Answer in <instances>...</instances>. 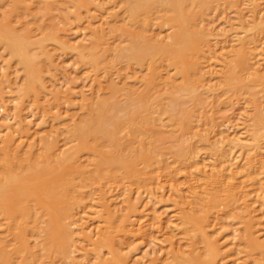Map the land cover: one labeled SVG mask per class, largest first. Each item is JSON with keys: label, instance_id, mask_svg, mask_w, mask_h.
<instances>
[{"label": "rangeland", "instance_id": "1", "mask_svg": "<svg viewBox=\"0 0 264 264\" xmlns=\"http://www.w3.org/2000/svg\"><path fill=\"white\" fill-rule=\"evenodd\" d=\"M19 1H21V0H19ZM22 1L20 3L22 6L21 5H20V7L18 6L19 8L17 9L16 8L17 6L14 4L15 3L14 1H12V0H0V11H2V12H0V18L2 19L3 22H5L4 23V29L5 30L7 29L6 26H5V24L7 22L6 19H8L9 22H11L13 20L10 23V25H13V27H14L13 29H15L18 33L19 32L21 33V32H24V31H29L30 30L29 33H31L32 36H33L31 38V41L34 42V44H35L31 48L30 52H31V54H32V52H34L35 54L38 52L37 57H36V60H37V63H38L37 65H38V67H40L39 69H41V73H39V74L41 75L40 77L43 80L42 82H43V84L45 86H41L42 88L40 87V89H42V90L39 89L40 92L38 94L35 91L34 92H32V91L29 92L28 91V94H27V93H24V90L23 91L20 90V89H24V86H23L24 84L23 83L25 82V79H26V73H25V71H23L24 70V65L21 62H19V59L17 57H14V58L11 57V52H10L9 49L6 48V45H5V44H7V42L4 41V40L1 41L0 42V65H2V66L0 68L1 69L0 70V79L2 78V75H4L3 78L1 79V81L4 80L3 83L5 85L4 84L3 85L6 87V88H4V94L2 96H0V143L2 141L1 145L3 146V144H4L3 141L5 142V140L7 138H9V136H11L12 133H14L15 135L13 134L11 138H14L15 137V140L16 141L18 140L17 142H19L20 147L23 149V151L24 150L27 151L28 149H33L34 148L33 150H34V155L36 154L35 156H37L38 154L41 156L42 152H39V150L42 151V149H43L42 148L43 141L45 139H48V138L49 139L51 138L53 140L52 141V140H49L48 139V141H50L49 143H56V144L59 145V146L58 145L55 146L54 150H60V149H62V151H63V148H64V149H69L70 150L69 152H72L75 149H77V147H78V144L77 143H80L81 142L80 136H77L78 134H80L79 133L80 132L79 131L80 130V126L87 119H89V118L90 119H93L92 117L95 118L96 114H98L97 111L99 109L100 110L99 115L102 117L103 126H105V128H106L107 131H113V128L112 127H115L114 123L115 124L119 123L117 125H120V127H123L124 129L121 128L122 131H119V133H117L115 136H112V137L107 136V138H108L107 139L106 136L104 137V136H101L100 135L99 130L101 128L100 127V124L101 123L99 124L95 119H94V122L92 120V124L94 123L93 124V127H92V124H91V132H90V134L85 139L86 145L84 146L85 149L83 150V153L85 155L83 153H80L79 155L82 156V158H83L82 160H84L85 162L88 161L91 164L95 163L98 160H100V161H115L116 166L117 165H120V166H117V167H119L120 173L123 174L125 177H127L125 179L123 178L120 181L118 180L117 182H116L115 179H114L115 181L114 180H108L107 182L104 181V183H107L108 184V185L106 184V186L103 185V186H97V187L93 186V188L91 187L92 189L90 188V190H92V191L95 188V190L93 191L94 193H92L93 196L91 195L89 198H86L80 204H74L77 208L75 206L74 207L73 206L71 207V209H70L71 212L69 211V213H68L70 215L67 214L68 216H66V218H65L66 219L65 220L66 223L71 224V226H72L71 227V231L72 232H73V230L75 231V232H73L74 233L73 241H71V244H74V246L72 245V247H71L72 248L71 249L72 251L70 250V253L68 252L69 254L67 253L64 257H63V255H59V256L56 255L57 257H55V255L54 256L53 255H50L49 256V254L44 253L42 251L43 254H41L42 253L41 252L40 253V256H38V257H40V259H38V257H37V259H35V257H34V259H33L34 261L33 260H31V261L34 262V264H38V263L39 264H56V263L57 264H71V263L72 264H77V263L78 264L79 263L80 264H89V263L90 264H113L111 262V259L113 257V255H112V252L113 251H116L117 253L124 254V255H127V256L129 254V256H128L129 257L128 258V263L129 264H133V263L135 264V262H136V264L137 263L138 264H151V263L152 264H164V263L165 264H178L182 260V258L185 257V255H186L185 258L186 259L187 258L189 259L190 256L191 257H198L199 255L204 254V252H205L204 257H206L205 255H206V253H208V248L206 247L207 246V242H206L205 237H204L206 235L202 236L200 234V232H199L198 229L197 230H198V233L199 234H197V231L194 230L195 227H196V224L193 221H187L188 219H195L196 218V215H199L200 216V215L203 214V212H202V214L200 213L201 212L200 210L202 209V211H203V209H204V203H205V198L204 197H208V195H209L207 191H209L210 194L211 193H213V194H219V193H217L215 191V188H216L217 185L216 186L209 185V187H208L207 186L208 184L206 183V179L205 178L206 177L208 178V176L210 175L209 173H211L212 171H217L218 170L217 168L220 169L221 166H222V164L224 163L225 158H228L229 159L230 156H231V158H230L231 161L234 162L233 167H238L239 166V169L244 170L242 167L244 166V164H246V162H248L249 155H251V157H254L255 156V153L254 152L257 150L256 148L253 149V152L252 151L251 152H248L247 151L249 149V147L251 145H254L255 143H256L255 146L257 145L256 147H259L264 152V145H263L264 144V129H262V124H260L258 122V119H256L257 117H259L258 115H263V117H264V112H262L264 110V90H263L264 89L263 88L264 87V85H263L264 84V76L261 77V75H264V72H263L264 71V66H263L264 65V50H263V48H264V31L262 30V28L260 26H258L256 24V22L259 21L260 19L261 20H264V0H241V1L240 0H237V1L236 0H229L230 3L227 2V1H225V0H223V2H222V0H221V1H215V2L211 3L209 6L206 7L207 10L206 9L204 10V15L201 16V18H198L197 20L198 21L201 20L200 23L202 25L200 24V27H202V29H204V30L206 29L207 30L206 32L208 34L210 33L207 36V38L211 35L210 38H208L209 48L208 47H205V48H208V49H206L207 52L209 50L211 52L209 51L207 53L208 54L207 58L206 57L203 58V60H202L203 63L201 61V65H203L202 66L203 68L201 67V76L193 75V76L190 77L189 80H192L193 79L192 81H190L191 82V86H192L190 88H192V89H190V88L188 90L186 89L187 92L179 84L182 81H185V79L183 80V77L181 75H179L178 71L175 70L174 65H172V64L170 65V63L168 62V59L166 57L160 58V61L158 60L159 63H160V66L162 65L161 68H163V70L165 71V72L163 71L161 73L162 75H164L163 78H162V80L160 79L161 77L159 76L160 78H158V81H156V79L153 78V82L148 81L149 76L151 75V73L153 71L152 68L151 69L149 68L150 67L149 64L146 63L147 66H144L146 64H144V65L141 66L139 64L137 65V63L132 62V61L131 62L129 61V63H128L127 60L125 61V58H124V60H123V58H121L124 53H127L126 50L129 47L127 45H130L129 44L131 42L130 40L133 39V38H135V37H133V33L132 32L126 31L123 28V26H122V24H123L122 21L124 19H126V20L128 19V17H126V14H125V10H124L125 7L123 6L124 4L122 3L123 0H121V1H118V0L117 1L116 0H111V1L110 0H103L102 2H101V0L100 1H97V0H93L92 1L91 0L90 2H92V3H90L89 5H87V2L88 1L86 2L85 0H82L83 2H80L81 0H77V1L76 0H25V1L22 0ZM9 2H11V3H13V5H15V9H16L15 12H13V9H14L13 5L11 3H9ZM98 2H100V3H98ZM219 2H220V4H219ZM238 2H239V5H238ZM4 3H5L6 6L4 5ZM102 4H104V5H102ZM2 5H3V8H2ZM11 5H12V8H11ZM236 5H238V6H236ZM256 7H257V9H256ZM35 8H36V10H35ZM89 9H91L92 11L95 10V11H93L94 13L91 10H89ZM238 10H240V11H238ZM110 12H112V13H110ZM103 14H105L104 16H107V17L101 16ZM109 14H111V15H109ZM205 14H206V16H205ZM118 15H120V16H118ZM257 15H259L260 17L257 16ZM5 16L8 17V18H5ZM3 17H4V19H3ZM102 17H103V19H102ZM155 17H156V15L155 16H152V19L147 20L146 19V15H145V17L143 15V16L140 17V20H139L140 22L138 21L139 24H137V28L138 27L140 28V32L138 31L139 33L138 32L137 33L139 35L141 34V36H143L142 39H144V40H142V41H144V43L147 44V46L145 44V47H147V51H146L147 53H152V50H151L152 49V46H150V45H152V44L155 45L156 43H162V42H159L160 40H165V42L167 41L166 43H170L169 38L172 37L171 34L173 33V29H172V27L170 25H168L166 23L163 26V24L161 22L163 20H161V18H159L161 20L160 21V20L156 19ZM203 17L205 19H202ZM107 18H108V20H107ZM243 18L245 20H243ZM112 19H115V24H113L114 22L113 23H110V24H107V26L104 24V27H105L104 29H106L104 31V33L106 35H108V36H106L105 45H103V47L104 46L105 47H108L110 50L108 52H106L107 54H105L103 56L102 60H100L98 63H96V62L95 63H92V62H90V60H85L80 55L79 50L74 49V48H69V47H66L64 45L63 41H65L66 38L69 39V40L71 39L70 41L73 40L71 43L74 44V45H79V41L80 42L82 41V43L88 44L93 39L92 30L94 28H96V27L97 28L100 27L103 24L102 20L111 21ZM239 19H240L241 22L239 21ZM145 21H146V23H145ZM89 22H90L91 25H93L92 27H91V25H89ZM143 23H145L146 26ZM243 23L244 24L250 23V24H248L250 27L246 25L247 29H245L244 28L245 25ZM116 24H117V26H116ZM147 25H149V26L147 27ZM160 25H161V27H160ZM118 26H120V29L119 30H117L118 28H116ZM7 27H8V25H7ZM112 27H114L113 30H112ZM211 28H213L214 31ZM209 29H211V31ZM223 29H225V30H223ZM151 30H152V32H151ZM154 30H156V31H154ZM6 31H8V30H6ZM6 31H5V33H6ZM119 31H121V32H119ZM223 31L224 32L226 31V32L224 33ZM145 32H147L148 34L145 33ZM159 33H160V35H159ZM212 33H213V35H212ZM127 34H129V35H127ZM60 35H62V36H60ZM156 35H159V36H156ZM240 35H242V36H240ZM243 36L246 37V38H248V40L251 43L254 42V43H252V45L254 47L257 45L256 46L257 49L254 50L255 51V54H256V52H257V54L255 55V58H253L254 54H252V55L250 54V56L248 57V65L251 64L252 65V68L255 67L254 69H252L253 71H250V70L245 71V69H242V67L239 65L236 69L238 70L240 68L239 70H242L243 72H241L240 74L238 73L239 74L238 75L237 73H235V72L233 73V71H231L229 69V63H230V66H231V65H234V62L237 61L236 60L237 59L236 52L238 53L239 50L236 51L237 50L236 48L237 47L238 48L240 47L239 46L240 45L239 44V41H240V39L244 38ZM228 37L229 38L231 37V38L229 39ZM232 37H234V38H232ZM16 38H18V37H16ZM26 38L27 37H23V38L19 37V39H21V40H19V39L18 40L19 41H23V39H26ZM82 38L85 39V41L84 40H81ZM18 40L16 39V42H19ZM147 40H149V41H147ZM225 40H226V42H225ZM257 40L260 43L257 42ZM106 42L108 43L109 46H111V48L108 45H106L107 44ZM149 42H152V43H149ZM148 43H149V45H148ZM209 43H211V44H209ZM233 43L235 45H232ZM214 44L216 45L215 47H214ZM224 45L227 46V48L224 47ZM236 45H238V46H236ZM230 46L233 47L234 49H231ZM259 46H260V48H259ZM44 47H46V48H44ZM35 48L37 49V51H35ZM121 48L124 49V50H122ZM213 48H215L214 51L212 50ZM224 48H225V50H224ZM119 49H121V50H119ZM217 49H219V50H217ZM111 50H112V52H111ZM116 51L118 52V54L121 51V53L119 54L120 57H118L119 55H117V52ZM215 51H218V52H215ZM258 51H260V52H258ZM39 52H40V55H39ZM109 52H110V54H109ZM230 52H231V54H230ZM111 53L113 54L114 57L112 56ZM213 53H216V54L214 55ZM258 54H260V55H258ZM219 55H221V56L224 55L223 57H225V58H223V57H221ZM2 56H3V58H2ZM215 56H217L218 59H216ZM230 56H232V58ZM105 57H107V58H105ZM115 58H117L118 60H116ZM209 58H210V60H209ZM226 58L227 59L229 58L230 61H232V62H229L228 63V60H226ZM204 59H208L209 61L204 60ZM223 59H224L225 62L223 61ZM251 59H253V60H251ZM113 60H114V62H113ZM220 60H221V62H220ZM117 61H119V62H117ZM215 61L216 62L218 61V62L215 63ZM259 61H261V62H259ZM110 62H112V63H110ZM206 62H208L209 64H207ZM252 62H255L256 64L255 63H252ZM101 63H102V65H101ZM223 64L225 65V68L226 69H224V67H223L224 65ZM148 65H149V67H148ZM211 65L214 67V69H213V67ZM256 66H259V67H257V71L255 73L254 70H256ZM92 67H93L94 71H92L93 70V69H91ZM207 68L210 69V70H208ZM202 70H205V72L202 71ZM4 71H7V73H5ZM249 71L251 73H250V75L248 77V72ZM169 72H170V74H169ZM257 72L258 73L260 72V75L257 74ZM224 73H226L227 76H229V77H227L226 74L224 75ZM245 73H247V74L245 75ZM6 74H7V76H9V78L7 76L5 77ZM96 74H98V75H96ZM176 74H178L179 76L176 75ZM143 75H145V76H143ZM256 75L259 76L258 79L255 78ZM165 76L166 77L167 76L168 77L171 76L172 78H176V79L181 80V81L176 80L177 82L178 81L179 82L178 83L176 82V84H178V85L177 86H174V89L176 88V91L177 92H178V89H179V91L181 89H184L183 92H181L182 94L180 92H178V94H176L175 93V90L172 89L173 86H171V84H170L171 87L166 85V84L169 85V83H167ZM245 76H247V77H245ZM94 77H95V79H94ZM98 77L101 80H99ZM146 77H147V79H146ZM200 77H201V79H200ZM9 79L11 80L10 81L11 83L12 82L14 83L13 86H10L13 83L10 84V82L8 81ZM138 79H140V80H138ZM214 79H215V81H214ZM217 79L221 83L219 81H217ZM103 80H104V83H103ZM107 80H108V84H111L112 83L111 85H114L115 84V86H117L115 88L116 91H115V94L114 95H113V93L111 94V92L108 91V89L105 90V88H104V85L103 84H105L107 82ZM163 80H164V82H163ZM197 80L200 81V82H197ZM234 80L235 81L237 80V81L234 82ZM146 81H148V83ZM223 81H225V82H223ZM254 81H255V83H254ZM109 82H111V83H109ZM157 82H159V83H157ZM16 83H17V86L15 85ZM160 83L161 84L164 83L166 86L163 85V84H162L163 85L162 86ZM207 83H208V85H207ZM145 84H146V86H144ZM158 84L161 87H163V88H159L160 86ZM203 84H205V86ZM99 85H100V87H99ZM101 85H103V86H101ZM156 85L159 86V87L157 88ZM199 85H201V86L199 87ZM202 85H203V87H202ZM248 85L250 87H248ZM8 86H10V87H8ZM178 86L179 87H182V88H179ZM212 86H213V88H212ZM215 86L218 87V88H216ZM132 87H133V89H132ZM153 87H154V89H153ZM124 88H125V90H124ZM13 89L15 91H13ZM18 89H19V91H18ZM159 89H161V91ZM167 89H171V90H167ZM229 89H232V90H229ZM143 90H144V92H143ZM154 90L157 91V95L156 96H154L156 94V92ZM192 90H194V91H192ZM261 90H263V91H261ZM36 91H38V90H36ZM150 91H152V92H150ZM162 91H164V92H162ZM207 91H208V93H207ZM19 92L21 93L22 98H21ZM78 92H79V94H78ZM81 92H83V93H81ZM130 92H132V95L130 94ZM158 92L159 93L162 92V93L161 94H158ZM22 93L24 94V96L22 95ZM214 93H216V94H214ZM96 94H97V96H96ZM105 94H106V96H104L105 97L104 98L103 95H105ZM140 94H141V96H136V95H140ZM146 94H147V96H146L147 99L144 96ZM18 95H19V97L21 99H18V97H17L18 100H16V96H18ZM38 95H39V97H38ZM59 95H61V96H59ZM179 95L180 96L183 95L181 97H184V98H181ZM82 96H85L84 97L85 100L82 99ZM135 96H136V98H133ZM219 96H220V98H219ZM102 97L104 98V100H103L104 102H102V104H100L101 101H102ZM140 97H142V98H140ZM215 98H216V100H218V99H221V100L215 101ZM165 99H167V100H165ZM180 99H183V100H180ZM93 100H95V101L97 100L96 101L97 104L94 103L95 101H93ZM105 100L108 101V102L106 103ZM138 100H141V101H138ZM227 100H229V101H227ZM15 101H17V102H15ZM90 101H93L92 103H93L94 106L92 105V103L88 104ZM171 101H172V103H170ZM215 102L217 104H213ZM222 102L225 103V104H223ZM228 102H230V103H228ZM66 103H68V104H66ZM145 103H147V104L144 106ZM178 103H180V104L178 105ZM181 103H183V104H181ZM115 104H116L117 107L115 106ZM134 104H136V105H134ZM170 104H172V105H170ZM206 104H208L210 107L208 105H206ZM95 105H97V106L99 105L97 110L95 108L97 106H95ZM89 106H92V107H90L91 110H90ZM110 106H111L112 109L110 108ZM126 106H128V107H126ZM167 106H169L170 108H168ZM259 106H261V108L263 110H261V108H259ZM141 107H143V108H141ZM218 107L221 109V111H219L220 109ZM255 107H258V108H255ZM149 108H152V109H149ZM225 108L230 111L229 112L227 110V112L229 114L226 112V109ZM254 108L257 109V110L255 111ZM63 109H64V111H63ZM169 109L172 110L171 114L169 113L171 110L168 111ZM198 109H199V111H198ZM214 109L217 110V112ZM253 109H254V111H253ZM176 110L178 112H176ZM90 111H92V112H90ZM167 111H168V116H167ZM101 112H102V114H101ZM104 112H106V113H104ZM131 112L132 113H135V114H132L131 115ZM56 113H58V114H56ZM7 114H10V116L13 114V116L10 117V118H12L13 121L6 120V118L9 117V115H7ZM138 114L141 115V117ZM248 114H249V116H247ZM59 115H61V116H59ZM150 115H151V117L153 119L151 117H149ZM156 115H157L158 118L155 117ZM170 115H172V116H170ZM123 116H126V117H123ZM135 116L138 119L137 121L135 119L136 118ZM133 117H135V118L133 119ZM105 118H107V119H105ZM120 118H121V121H120ZM123 118H125V119H123ZM141 118H142V120H141ZM176 118H177L178 121H175ZM227 118L228 119L230 118V119L227 120ZM17 119H19L18 120L19 122L17 121ZM117 119H118V121H117ZM158 119H159V121H158ZM146 120H148V121H146ZM163 120H165V121H163ZM252 120H253V122H252ZM9 121H11L12 123L9 122ZM67 121H69V123ZM73 121H74V123H73ZM128 121H129L130 124L133 123L134 125L133 124H132L133 126L130 125L128 123ZM141 121H142L143 124L140 123ZM152 121H153V123H154V121L155 122L158 121L157 122L158 126H155V127H157V128L159 127L158 129L162 128V129H160V132L161 133H164V134H160L158 136V139L159 140H157V137H154V139L156 138V140H154L153 138L150 139V137L147 138L148 136H150L149 134L151 133L149 131V128H147L148 126H150V124H148V123H152ZM179 121H180V123H178ZM16 122H18V123L15 124V126H12ZM165 122H166V124H165ZM190 122H192V123H190ZM110 123H112V125ZM184 123H186V125ZM195 123H196V125H195ZM209 123H211V124H209ZM219 123H220V125H218ZM8 124H9L10 127H7ZM171 124H174L173 127H172ZM178 124H180V125H178ZM187 124H189V126ZM24 125H26V126H24ZM138 125H143V126H138ZM217 125L219 127L220 126H222V127L219 128ZM247 125L248 126L250 125V126L248 127ZM187 126H188V128H187ZM194 126H196V127H194ZM145 127L147 128V130L145 129ZM241 127H242V129H241ZM6 128H8V130ZM185 128H187V129H185ZM197 128H199V129L198 130H195ZM257 128H259V129H257ZM263 128H264V126H263ZM13 130H15V131L13 132ZM143 130H145L146 132L143 131ZM172 130H173V132H172ZM207 130H208V132H207ZM249 130L251 132H249ZM9 131H11V132H9ZM147 131L149 133H147ZM221 131L222 132L224 131L223 134L221 133ZM243 131H245L244 133H246V134H244ZM127 132L129 133L128 134L129 136L127 135ZM187 132H193V133H190V135H191L190 136ZM210 132H211V134H210ZM240 132H242V134H244V135H242ZM9 133H11V134H9ZM28 133H31L32 135L31 134H28ZM200 133L202 134V137H201V134ZM216 133H218V134H216ZM236 133H238V134H236ZM8 134H9V136H7ZM96 134H98V135L95 137ZM181 134L183 135L182 136L183 138L181 137ZM33 135H34V137H33ZM92 135H94V138H93ZM136 135L139 136L140 139ZM221 135H222V137H221ZM247 135H249V137ZM203 136L206 138V140L204 139ZM214 136H218V138L217 137H214ZM133 137H134L135 140L133 139ZM245 137H246V139H245ZM4 138H6V139H4ZM101 138H102L103 141L102 140L100 141ZM141 138H142V140H141ZM223 138H225V140H223ZM241 138H243L242 141H240ZM31 139H33V140H31ZM90 139H92L93 142L95 141L96 144H98V145H95L94 146L93 144H95V142L93 143ZM96 139H99L100 142L98 143V141ZM122 139H123V141H122ZM143 139L144 140L146 139V142L149 141L148 142L149 144L147 143V146H146L147 148H149V149L151 148L152 149V147H153L152 150L154 152L157 151L156 149H158V151L155 152V155L156 156H157V154H159L158 155L159 158H165L166 159L165 160L166 162H169L170 164H172L173 170H176V171H173V172H175L174 174H176V181H174V182L173 181H168L167 182V180H164L163 177H159L158 178V181L156 182V184L155 183H151L150 184L147 181H146L147 182L146 184L145 183L143 184V181L141 180V178H140V180L137 178V177H139V174H138L139 172L137 171V167H136L137 164H138V167L140 166L141 160L139 161V160L135 159L133 161L134 163L133 162H130V161H123V162L121 161V156L126 157V159H127V157H129V156H125L128 153V151L125 150V148H123L124 146H122V145H124L127 142H130L131 144H134L135 143L132 146V148L134 147L133 148L135 150L134 153H136L137 151H140V149H144V148H141L143 146L142 145V142L144 141ZM163 139H165V140H163ZM178 139L181 141V144L182 145L180 144V141H178ZM187 139H189L190 141L187 140ZM197 139H198V141H197ZM217 139L219 140V142H218ZM232 139H234V140L237 139L236 140L237 143H238L237 146H235L230 141ZM247 139L249 141H247ZM261 139H263V140H261ZM25 140H27V141H25ZM112 140H113V142L115 140L114 144H113ZM199 140H200V142H199ZM213 141H215V142H213ZM117 142H118V144H117ZM136 142H137L138 145L141 143L139 145V147H138L139 149L137 148L138 145L136 144ZM152 142H154L153 145H151ZM162 142H164V144ZM184 142H186V143L184 144ZM249 142H251V143H249ZM108 143H110V144H108ZM120 143H122V145ZM160 143H162V144H160ZM174 143H175V145H174ZM194 143L196 144V146L193 145ZM30 144H31V146L33 145L31 148H30ZM40 144H41V146H40ZM101 144H104V147H103L104 149L102 148ZM177 144H179V145H177ZM212 144H214L215 146L212 145ZM115 145H117V147ZM226 145L229 146L230 148L227 147ZM233 145H234V148H233ZM112 146L113 147L115 146L116 148L114 147L115 149H113ZM158 146H160L161 148L160 147L158 148ZM172 146H174L176 148H173ZM192 146H194L196 148L195 152L196 151H198V152H197V154L194 153V158L197 157V159H194V158L192 160L189 159V162L192 161L195 164L194 167L191 168L190 171H192V174H190L191 173L190 171H187V170L181 171V169H184V168H181V165L179 163L180 155H177V153H179L183 149H184L183 150L184 153H190V149H191L190 147H192ZM203 146H206L205 149H204ZM223 147H225V148H223ZM236 147H238V148H236ZM109 148H110V150H109ZM121 148H123L124 150L121 151ZM136 148H137V150H136ZM207 148H209V149H207ZM239 148L242 149V150H239ZM172 149L175 150V151L173 152ZM224 149H226V150H224ZM243 149H245V150H243ZM162 150H163L164 153L162 152ZM199 150H200V152H199ZM221 150H223V151L220 152ZM229 150H232V153ZM35 151H36V153H35ZM65 151L67 152L68 150H65ZM85 151H87V152H85ZM160 151L162 153H159ZM224 151H227V152H225V154H224ZM228 151L230 152L229 154H228ZM121 152L123 154H125V155H123ZM235 152H237V153H235ZM238 152H240V154ZM246 152H248V153H246ZM107 153H108V157H107ZM174 153H176L177 156L174 155ZM234 153L236 154V156H235ZM111 154H112V157H110ZM39 155L37 156L38 158H39ZM225 156H227V157H225ZM238 156L240 157L239 159H238ZM243 156L245 158H243ZM188 157L190 158V155H188ZM219 157L220 158H223L224 157L223 158L224 160H221ZM117 158H118L119 161L117 160ZM93 159H95V160H93ZM167 159H169V160H167ZM218 159H220L219 161H221V162L217 161ZM194 160H196V161H194ZM244 160H245V162H244ZM171 161H172V163H171ZM203 161H204V163H203ZM132 163H133V165H132ZM196 163H197V166H196ZM199 163H202V165L199 164ZM208 163L211 165L210 167H209ZM241 163H242L243 166L241 165ZM212 164L214 165V167L212 166ZM177 167H179V168H177ZM196 168H198L199 170L197 169V171H195ZM201 168L205 170V171L203 170V173H204L203 175H202V170H200ZM215 169H217V170H215ZM124 171L126 173H129V174L126 175V173ZM188 172H190V173L187 174ZM206 172H207V175H206ZM177 173H179V175ZM189 175H191L193 177V179ZM187 176H189L190 178L187 177ZM194 176H196V180L194 179ZM186 177H187V179L189 178L188 181H187ZM200 177L202 179H199ZM118 178H120V177H117V179ZM262 178H263V181L262 182L264 183V175L262 176ZM131 179H132V181H131ZM110 181H112V182H110ZM189 181H190V183H189ZM194 181H196V182H194ZM187 182H188V184H187ZM173 183H176V184L173 185ZM141 186H143V187H141ZM162 186H163V188H161ZM194 186H196V188ZM212 186H213V189H211ZM263 186H264V184H263ZM191 187H193V188H191ZM199 187H200V190H199ZM153 188H155V189L153 190ZM163 189H164V191H163ZM193 189H195V190H193ZM148 190H151V191H154V192H150ZM108 191H110V193ZM193 191H195V192L193 193ZM204 191H206V192H204ZM107 192H108V194H107ZM147 192H150V193H147ZM263 192H264V187L260 191H254V192H252L250 194V196L247 198L248 199V202L249 203L251 202L248 206L247 205L245 206V202L242 199L240 201H237L236 200V202L233 201V207L236 205L237 207H239V209L238 208L237 209L235 208L233 210H232V208L229 209L226 206L225 202H224L223 204H225V205L222 204V205H220L219 207L215 208L212 211L213 212V215H212V219L213 220L210 219V222H212V224H211V226H209L207 228H208V233H210L209 236H211L212 238L213 237L214 238H217L218 241H219L218 243H219V245L221 247V251H220L219 256H218V259H217V261L220 260L219 261V264H247V263L248 264H254V263L255 264H264V250L260 248L261 245H264V242H263V238H264V221H263L264 220V202H263L264 201V193ZM155 193H156V195H155ZM198 193H200V194H198ZM201 193H202L203 196L201 195ZM226 193H225V191L222 192L221 196H219L221 198L220 200L225 199ZM261 193H262L263 196H261ZM206 194H208V195H206ZM129 195H131V196H129ZM182 195H184V196H182ZM185 195H187V196H185ZM255 195H257V196H255ZM189 196H190V198H189ZM60 197L61 196L57 193V194H55V197L52 200L55 201L56 204H58L59 206L65 207L64 205H66V204H65V202H62V199ZM111 198H112V200H110ZM56 200H58V202ZM124 200H126V201H124ZM130 200L132 201L133 204L131 203ZM134 200H137V202L134 201ZM192 200H194V201H192ZM254 200H256V201H254ZM97 201H98V203H97ZM112 201H114L115 203L112 202ZM195 202H196V204H195ZM91 203H92V206H90ZM113 203H114L115 207H114ZM190 204H191V206H190ZM116 205H117V207H116ZM261 205H263V206H261ZM188 206H189V208H188ZM113 207H114V209H113ZM185 207L188 208V209L186 210ZM198 207H199L200 210L198 209ZM125 209H126V211H125ZM127 209H128V211H127ZM197 209H198V211H196ZM75 210H77V212ZM243 211H245V212H243ZM38 212H39V215L40 216H43L46 219V221H48L47 215H45L46 217L43 215V214H46L45 211L38 210ZM41 212H42V214H41ZM143 212H146V213H143ZM157 212H159V214H161V215H159ZM181 212H182V214H181ZM191 212H192V214H191ZM87 213H88V215H87ZM215 213H217L216 216H214ZM231 213H233V214H231ZM75 214H77V215L75 216ZM90 214H92L91 215L92 217L90 216ZM98 214H99V216H98ZM258 214H260L262 217L260 215H258ZM239 215H240V217H239ZM40 216H38V218ZM97 216H98V218H97ZM122 216H124V217H122ZM135 216L137 218H135ZM158 216L160 218H163L164 217L162 219V222L159 220ZM0 217L1 218H4V219H2L3 220L2 222L0 221V224L1 223L3 224L2 226H0V229H1L0 230V235L1 236H4L5 240H7V239L9 240L10 239V241H9L10 242V244H9L10 247L8 248V250L9 251L10 250H13L14 255H15V253L17 255V256L16 255L15 256L12 255L11 260L15 259V260H13V262H15V264H18V261L20 260V256H22V253L16 252V247L15 246H16L17 240H15V239L17 237H16V235L14 233L15 231L10 228V227L13 228L15 226H13V225L11 226L10 224H14V225L16 223L18 224V221L19 220H22V217L20 219L19 215H17V220H18V217H19V220L17 221L15 219L16 218V215L13 216V217L6 216V217H8V219L9 218H12L11 219V222H13V220L15 219L17 221L16 223L15 222L11 223L9 220L7 222L5 220L6 219L5 216L4 217L0 216ZM125 217H127V220H128L127 221V224H128L127 226H129L130 223H131V225L129 226V228L130 227L131 228L128 229L126 232L119 231L117 228H114V225L113 224L119 225L120 218L121 219H124ZM216 217L219 220L216 219ZM221 217H223V219ZM92 218H93V220H92ZM177 218L179 220H177ZM214 218L216 219V221L214 220ZM155 219H157V220H155ZM40 220H39V225H41L42 228L45 227V224H48L45 221V224L43 226L42 224H43L44 220L42 219L43 220L42 221V224L40 223ZM138 220H140V221H138ZM22 221H24V219ZM255 221H256V223H255ZM257 221L260 222V223H258ZM156 222H157V225H156ZM167 222H168V224H167ZM181 222L184 223V224H182ZM185 222H187V223H185ZM240 222L243 223V224H241ZM82 223H83V225H81ZM161 223H163V224H161ZM72 224H75V226L72 225ZM176 224H177V226H176ZM216 224H218V225H216ZM76 225H78L77 228H76ZM165 225H167V226H165ZM17 226L20 227L19 224ZM93 226H95V227L93 228ZM154 226H156V227H154ZM192 226H194L193 229H191ZM132 227L134 228V230H133ZM171 227H172V229H171ZM219 227H221V229ZM16 228H18V227H16ZM101 228H103V231L102 232H101V230H102ZM86 229H87V232H86ZM168 229H170V230H168ZM79 230H80V232H79ZM135 230H136V232H135ZM155 230H157V231L155 232ZM192 230H194V231H192ZM149 231H150V233H149ZM188 231H190L191 233H189ZM212 231H213V234H212ZM194 233H195V236H193ZM146 234L148 236H146ZM149 234H151V235H149ZM14 236L16 238H14ZM105 236L108 237V240H106V241H104ZM120 236L123 238V240H122V238ZM171 236H174V237H171ZM233 236L235 238H233ZM74 239H75V241H74ZM11 240H13L14 242L11 241ZM164 240H165V242H164ZM37 241H38V239L36 241H34V242H37ZM237 241H239V242H237ZM9 242H7V243H9ZM79 242L81 244H79ZM167 243H168V245H167ZM175 243H177V244H175ZM197 243H198V245H196ZM76 244H77V246H76ZM127 245H128V247H127ZM176 246L178 247V249H177ZM90 247H92V248H90ZM117 247L119 249L116 250ZM237 247H238V249H237ZM99 248L101 250H99ZM78 249L81 250V251H78V253H77L76 251ZM129 249H130V251H129ZM96 250H97V252H96ZM118 250L119 251H122V252H119ZM108 251H110V252L108 253ZM194 251H196V253ZM242 251H244L243 254H242ZM71 252H72V254H71ZM185 252H187V253H185ZM236 252H237V254H236ZM245 252H246V254H244ZM168 253H169V256L170 257H168ZM252 253H254V254H252ZM155 254H157V255L159 254V255L157 256ZM41 255L42 256L44 255L43 258H41ZM71 256L73 257V259H71L72 258ZM171 256L173 257V259H170ZM65 257H67V260H66ZM84 258H85V260H84ZM75 259H78V260H75ZM254 259L256 260V262H255ZM31 261H29V264L31 263ZM25 264H28V263H25Z\"/></svg>", "mask_w": 264, "mask_h": 264}, {"label": "bare ground", "instance_id": "2", "mask_svg": "<svg viewBox=\"0 0 264 264\" xmlns=\"http://www.w3.org/2000/svg\"><path fill=\"white\" fill-rule=\"evenodd\" d=\"M12 1H14L15 3V5L17 6L16 8L18 9L19 7H20V3H21V1H19V0H12ZM25 1V0H24ZM77 1V0H76ZM86 2H87V5H89L90 3H92V2H90L91 0H85ZM93 1V0H92ZM97 1H100V0H97ZM103 0H101V2H102ZM111 1V0H110ZM117 1V0H116ZM118 1H121V0H118ZM215 1H221V0H123V6L125 7V14H126V17H128V19L126 20V19H124L122 22H123V24H122V26H123V28L126 30V31H130V32H132L133 33V37H135V38H133V39H131L129 42V44L130 45H127V46H129L128 48H127V53H124L123 55H122V57L121 58H123V60H124V58H125V61L127 60L128 61V63H129V61L131 62H135V63H137V65L139 64V65H144V64H149L150 65V67H149V65H148V67L151 69H153V71H152V73H151V75L149 76V79H148V81H151V82H153V78H155L156 79V81H158V78H160L161 80H162V78H163V76L164 75H162L161 73L164 71L163 70V68H161L162 67V65L160 66V63H159V61H160V58H162V57H166L167 59H168V62L170 63V65L172 64V65H174V67H175V70L176 71H178V73H179V75H181L182 77H183V80L185 79V81H182L181 83H179L180 84V86H182L184 89H185V91L187 92V90L190 88V87H192L191 86V82L190 81H192V80H189L190 79V77L191 76H193V75H198V76H201V67L203 66V65H201V61L203 60V58H207V56H208V52L210 51H208L207 52V50L206 49H208L209 48V45H208V38H210V36L207 38V36L210 34H208L206 31V29L204 30V29H202V27H200V21L201 20H197L198 18H201V16H203L204 15V10L206 9V7L207 6H209L211 3H213V2H215ZM225 1H227V2H229V0H225ZM237 1V0H236ZM241 1V0H240ZM2 2V1H1ZM23 2V1H22ZM79 2V1H78ZM80 2H83L82 0L80 1ZM96 2V1H95ZM222 2H223V0H222ZM226 2V3H227ZM9 3H11V2H9ZM98 3H100V2H98ZM106 3V2H105ZM114 3V2H113ZM120 3V2H119ZM230 3V2H229ZM232 3V2H231ZM12 5H13V3H11ZM18 4V5H17ZM26 4V3H25ZM83 4V3H82ZM108 4V3H107ZM219 4H220V2H219ZM4 5H5V3H4ZM8 5V4H7ZM12 5H11V8H12ZM15 5H13V7H14V9H13V12H15L16 11V9H15ZM77 5V4H76ZM79 5V4H78ZM100 5V4H99ZM98 5V6H99ZM102 5H104V4H102ZM238 5H239V2H238ZM238 5H236V6H238ZM6 6V5H5ZM19 6V7H18ZM22 6V5H21ZM39 6V5H38ZM53 6V5H52ZM80 6V5H79ZM101 6V5H100ZM96 7V6H95ZM121 7V6H120ZM2 8H3V5H2ZM8 8V7H7ZM98 8V7H97ZM102 8V7H101ZM105 8V7H104ZM6 9V8H5ZM44 9V8H43ZM107 9V8H106ZM112 9V8H111ZM240 9V8H239ZM256 9H257V7H256ZM11 10V9H10ZM35 10H36V8H35ZM40 10V9H39ZM89 10H91V9H89ZM104 10V9H103ZM113 10V9H112ZM111 10V11H112ZM123 10V11H124ZM207 10V9H206ZM259 10V9H258ZM92 11V10H91ZM93 11H95V10H93ZM92 11V12H93ZM110 11V10H109ZM117 11V10H116ZM238 11H240V10H238ZM242 11V10H241ZM257 11V10H256ZM0 12H2V11H0ZM11 12V11H10ZM41 12V11H40ZM114 12V11H113ZM80 13V12H79ZM94 13V12H93ZM110 13H112V12H110ZM162 13V14H161ZM206 13V12H205ZM240 13V12H239ZM253 13V12H252ZM160 14V15H159ZM254 14V13H253ZM257 14V13H256ZM75 15V14H74ZM82 15V14H81ZM87 15V14H86ZM105 14H103V15H101V16H104ZM109 15H111V14H109ZM122 15V14H121ZM144 15V17H145V15H146V19L147 20H149V19H152V16H155L156 15V19H158V20H160L159 18H161V20H163V21H161L162 22V24H163V26H164V24H168V25H170L171 27H172V29H173V33L171 34V36L172 37H170L169 38V40H170V43H166L165 42V40H160L159 42H162V43H156L155 45H150V46H152V53H147L146 51H147V47H145V44L146 43H144V41H142V40H144V39H142L143 38V36H141V34L139 35L138 33L140 32V28L138 27L137 28V24H139L138 23V21L140 20V17L141 16H143ZM260 15V14H259ZM259 15H257V16H259ZM100 16V17H101ZM115 16V15H114ZM118 16H120V15H118ZM205 16H206V14H205ZM253 16V15H252ZM256 16V15H255ZM262 16V15H261ZM14 17V16H13ZM35 17V16H34ZM85 17V16H84ZM91 17V16H90ZM104 17H107V16H104ZM116 17V16H115ZM158 17V18H157ZM260 17V16H259ZM258 17V18H259ZM5 18H8V17H6L5 16ZM79 18V17H78ZM92 18V17H91ZM117 18V17H116ZM246 18V17H245ZM3 19H4V17H3ZM102 19H103V17H102ZM111 19V18H110ZM118 19V18H117ZM122 19V18H121ZM120 19V20H121ZM202 19H205L204 17L202 18ZM252 19V18H251ZM0 42L1 41H6L7 42V44H5L6 45V48L7 49H9L10 50V52H11V57H17L18 59H19V62H21L23 65H24V70L23 71H25V73H26V79H25V82L23 83L24 85V89H20V90H24V93H27L28 94V91L30 92V91H32V92H37V94L40 92V90H42V89H40V87L41 86H45L44 84H43V80L41 79V75L39 74V73H41V69H39L40 67H38V63H37V60H36V57H37V54H38V52L35 54L34 52H32V54H31V52H30V50H31V48L35 45L34 44V42H32L31 41V38L33 37L32 36V34L31 33H29L30 32V30L29 31H24V32H17L15 29H13L14 27H13V25H10V23L13 21H11V22H9L8 21V19H6L7 20V22H6V24H5V26H6V30H8V31H6L5 29H4V23L5 22H3L2 21V19L0 18ZM81 20V19H80ZM101 20V19H100ZM106 20V19H105ZM105 20H102V22H103V24L100 26V27H96V28H94L93 30H92V35H93V39L91 40V42H89L88 44H85V43H82V41L80 42L79 41V45H74V44H72L71 42L73 41H70L69 39H65V41H63V43H64V45L66 46V47H69V48H74V49H77V50H79V53H80V55L85 59V60H90V62H92V63H98L100 60H102V58H103V56L105 55V54H107L106 52H108L110 49L108 48V47H103V45H105V41H106V36H108V35H106L105 33H104V31L106 30V29H104L105 27H104V24L107 26V24H110V23H113V24H115V19H112L111 21H105ZM107 20H108V18H107ZM145 20V19H144ZM143 20V21H144ZM146 20V21H147ZM243 20H245L244 18H243ZM242 20V21H243ZM258 20V19H257ZM34 21V20H33ZM88 21V20H87ZM119 21V20H118ZM142 21V20H141ZM146 21H145V23H146ZM156 21V20H155ZM239 21H240V19H239ZM254 21V20H253ZM36 22V21H35ZM140 22V21H139ZM206 22V21H205ZM241 22V21H240ZM255 22V21H254ZM253 22V23H254ZM9 23V24H8ZM33 23V22H32ZM92 23V22H91ZM145 23H143V24H145ZM252 23V22H251ZM31 24V23H30ZM149 24V23H148ZM151 24V23H150ZM160 24V23H159ZM208 24V23H207ZM210 24V23H209ZM244 24V23H243ZM248 24H250V23H248ZM248 24H244L245 25V29H247V27H246V25L247 26H249ZM256 24L258 25V26H260L261 28H262V30L264 31V20H259V21H257L256 22ZM7 25H8V27H7ZM89 25H91L90 24V22H89ZM112 25V24H111ZM119 25V24H118ZM202 25V24H201ZM93 25H91V27H92ZM114 26V25H113ZM116 26H117V24H116ZM143 26V25H142ZM145 26H146V24H145ZM149 25H147V27H148ZM89 27V26H88ZM160 27H161V25H160ZM159 27V28H160ZM170 27V28H171ZM211 27V26H210ZM232 27V26H231ZM250 27V26H249ZM16 28V27H15ZM116 28H118L117 30H119L120 29V26H118V27H116ZM164 28V27H163ZM205 28V27H204ZM87 29V28H86ZM114 29V27H112V30ZM211 29H213V28H211ZM211 29H209L210 31H211ZM226 29V28H225ZM225 29H223V30H225ZM240 29V28H239ZM68 30V29H67ZM89 30V29H88ZM146 30V29H145ZM170 30V29H169ZM5 31H6V33H5ZM32 31V30H31ZM139 31V32H138ZM142 31V30H141ZM154 31H156V30H154ZM213 31H214V29H213ZM261 31V30H260ZM112 32V31H111ZM119 32H121V31H119ZM138 32V33H137ZM143 32V31H142ZM141 32V33H142ZM149 32V31H148ZM151 32H152V30H151ZM150 32V33H151ZM161 32V31H160ZM224 32V31H223ZM226 32V31H225ZM224 32V33H225ZM113 33V32H112ZM111 33V34H112ZM145 33H147V32H145ZM219 33V32H218ZM221 33V32H220ZM257 33V32H256ZM263 33V32H262ZM148 34V33H147ZM222 34V33H221ZM245 34V33H244ZM247 34V33H246ZM91 35V34H90ZM89 35V36H90ZM127 35H129V34H127ZM159 35H160V33H159ZM159 35H156V36H159ZM212 35H213V33H212ZM232 35V34H231ZM243 35V34H242ZM242 35H240V36H242ZM250 35V34H249ZM60 36H62V35H60ZM86 36V35H85ZM155 36V35H154ZM153 36V37H154ZM168 36V35H167ZM215 36V35H214ZM219 36V35H218ZM222 36V35H221ZM245 36V35H244ZM243 36V37H244ZM253 36V35H252ZM260 36V35H259ZM15 37V38H14ZM16 37H18V38H16ZM19 37H21V38H23V37H27L26 39H23V41H19V40H21V39H19ZM65 37V36H64ZM88 37V36H87ZM92 37V36H91ZM145 37V36H144ZM152 37V36H151ZM166 37V36H165ZM227 37V36H226ZM237 37V36H236ZM254 37V36H253ZM156 38V37H155ZM229 38V37H228ZM231 38V37H230ZM229 38V39H230ZM232 38H234V37H232ZM242 38V37H241ZM259 38V37H258ZM16 39L19 41V42H16ZM147 39V38H146ZM145 39V40H146ZM168 39V38H167ZM224 39V38H223ZM226 39V38H225ZM257 39V38H256ZM81 40H84L85 41V39H81ZM168 40V41H169ZM210 40V39H209ZM219 40V39H218ZM233 40V39H232ZM76 41V40H75ZM147 41H149V40H147ZM164 41V42H163ZM211 41V40H210ZM229 41V40H228ZM108 42V41H107ZM106 42V43H107ZM218 42V41H217ZM221 42V41H220ZM225 42H226V40H225ZM233 42V41H232ZM257 42H259L258 40H257ZM149 43H152V42H149ZM149 43H148V45H149ZM154 43V42H153ZM212 43V42H211ZM211 43H209V44H211ZM235 43V42H234ZM232 44V45H235V44ZM252 43H254V42H252ZM252 43L248 40V38H246V37H244V38H242V39H240V41H239V48L237 47L236 49V51H238V53L236 52V54H237V61L236 62H234V65H231L230 66V63L229 62H232V61H230V59L228 58H226V60H228V63H229V69L231 70V71H233V73L235 72V73H241V72H243L242 70H237L236 68L240 65L241 67H242V69H245V71H248V70H250V71H253L252 69H254V68H252V65L251 64H249L248 65V57L250 56V54L252 55V54H254V56H253V58H255V55L257 54V52H256V54H255V49H257L256 48V46L254 47L253 45H252ZM260 43V42H259ZM90 44V45H89ZM226 44V43H225ZM229 44V43H228ZM263 44V43H262ZM4 45V44H3ZM4 45V46H5ZM106 45H108V43L106 44ZM218 45V44H217ZM220 45V44H219ZM231 45V46H232ZM255 45V44H254ZM3 46V47H4ZM109 46V45H108ZM146 46H147V44H146ZM216 45L214 44V47H215ZM230 46V47H231ZM236 46H238V45H236ZM110 48H111V46H109ZM205 47H208V48H205ZM212 47V46H211ZM224 47H226L227 48V46H225L224 45ZM5 48V47H4ZM38 48V47H37ZM44 48H46V47H44ZM220 48V47H219ZM223 48V47H222ZM259 48H260V46H259ZM258 48V49H259ZM262 48V47H261ZM39 49V48H38ZM122 49V48H121ZM121 49H119V50H121ZM214 49L215 48H213L212 50L214 51ZM231 49H234L233 47H231ZM6 50V49H5ZM40 50V49H39ZM122 50H124V49H122ZM217 50H219V49H217ZM222 50V49H221ZM224 50H225V48H224ZM230 50V49H229ZM263 50H264V48H263ZM262 50V51H263ZM35 51H37V49L35 48ZM125 51V52H126ZM223 51V50H222ZM231 51V50H230ZM261 51V50H260ZM260 51H258V52H260ZM111 52H112V50H111ZM117 52V51H116ZM211 52V51H210ZM215 52H218V51H215ZM234 52V53H235ZM51 53V52H50ZM120 53H121V51H120ZM119 53V54H120ZM222 53V52H221ZM225 53V52H224ZM228 53V52H227ZM109 54H110V52H109ZM108 54V55H109ZM112 54V53H111ZM115 54V53H114ZM118 54V52H117V55H119ZM210 54V53H209ZM214 55L216 54V53H213ZM230 54H231V52H230ZM39 55H40V52H39ZM107 55V56H108ZM213 55V56H214ZM227 55V54H226ZM234 55V54H233ZM258 55H260V54H258ZM8 56V55H7ZM6 56V57H7ZM32 56V57H31ZM79 56V55H78ZM112 56H113V54H112ZM111 56V57H112ZM211 56V55H210ZM212 56V57H213ZM219 56H221V55H219ZM218 56V57H219ZM224 56V55H223ZM223 56H221V57H223ZM114 57V56H113ZM118 57H120V55L118 56ZM216 57V59H218L217 58V56H215ZM229 57V56H228ZM231 58H232V56H230ZM2 58H3V56H2ZM105 58H107V57H105ZM211 58V57H210ZM210 58H209V60H210ZM223 58H225V57H223ZM6 59V58H5ZM116 60H118L117 58H115ZM114 59V60H115ZM221 59V58H220ZM263 59V58H262ZM112 60V59H111ZM114 60H113V62H114ZM122 60V59H121ZM159 60V61H158ZM204 60H207V61H209L208 59H204ZM251 60H253V59H251ZM250 60V61H251ZM255 60V59H254ZM107 61V60H106ZM162 61V60H161ZM223 61H224V59H223ZM102 62V61H101ZM108 62V61H107ZM117 62H119V61H117ZM214 62V61H213ZM212 62V63H213ZM218 62V61H217ZM216 61H215V63H217ZM220 62H221V60H220ZM225 62V61H224ZM257 62V61H256ZM259 62H261V61H259ZM263 62V61H262ZM89 63V62H88ZM106 63V62H105ZM110 63H112V62H110ZM202 63H203V61H202ZM207 64H209L208 62H206ZM227 63V62H226ZM252 63H255V62H252ZM18 64V63H17ZM21 64V65H22ZM87 64V63H86ZM147 64L146 65H144V66H147ZM205 64V63H204ZM232 64V63H231ZM256 64V63H255ZM254 64V65H255ZM258 64V63H257ZM260 64V63H259ZM43 65V64H42ZM93 65V64H92ZM101 65H102V63H101ZM136 65V66H137ZM213 65V64H212ZM211 65V66H212ZM224 65V64H223ZM261 65V64H260ZM1 66L2 65H0V68H1ZM105 66V65H104ZM143 66V67H144ZM208 66V65H207ZM218 66V65H217ZM222 66V65H221ZM264 66V65H263ZM262 66V67H263ZM140 67V66H139ZM167 67V66H166ZM172 67V66H171ZM213 67V66H212ZM224 67V69H226L225 68V65L223 66ZM222 67V68H223ZM257 67H259V66H256V70H254L255 71V73H256V71H257ZM3 68V67H2ZM110 68V67H109ZM203 68V67H202ZM209 68V67H208ZM207 68V69H208ZM228 68V67H227ZM90 69V68H89ZM91 69H93V67L91 68ZM108 69V68H107ZM213 69H214V67H213ZM220 69V68H219ZM1 70V69H0ZM103 70V69H102ZM111 70V69H110ZM208 70H210V69H208ZM229 70V71H230ZM262 70V69H261ZM92 71H94V69L92 70ZM151 71V70H150ZM172 71V70H171ZM175 71V72H176ZM202 71H204L205 72V70H202ZM214 71V70H213ZM244 71V72H245ZM248 72V77H249V75H250V73L251 72ZM2 72V71H1ZM5 73H7V71H4ZM108 72V71H107ZM135 72V71H134ZM138 72V71H137ZM148 72V71H147ZM165 72V71H164ZM225 72V71H224ZM264 72V71H263ZM93 73V72H92ZM121 73V72H120ZM123 73V72H122ZM214 73V72H213ZM232 73V72H231ZM230 73V74H231ZM254 73V72H253ZM254 73V74H255ZM2 74V73H1ZM4 74V73H3ZM99 74V73H98ZM98 74H96V75H98ZM101 74V73H100ZM105 74V73H104ZM128 74V73H127ZM137 74V73H136ZM169 74H170V72H169ZM209 74V73H208ZM226 73H224V75H225ZM229 74V75H230ZM238 74V75H239ZM247 73H245V75H246ZM257 74H259L260 75V72L258 73L257 72ZM135 75V74H134ZM149 75V74H148ZM167 75V74H166ZM176 75H178V74H176ZM178 75V76H179ZM213 75V74H212ZM233 75V74H232ZM3 76L4 75H2V78H3ZM7 76V74L5 75V77ZM92 76V75H91ZM101 76V75H100ZM143 76H145V75H143ZM160 76V77H159ZM173 76V75H172ZM226 76H227V74H226ZM231 76V75H230ZM262 76H264V75H261V77ZM4 77V78H5ZM8 78H9V76H7ZM142 77V76H141ZM166 77V76H165ZM175 77V76H174ZM204 77V76H203ZM223 77V76H222ZM227 77H229V76H227ZM243 77V76H242ZM245 77H247V76H245ZM1 78V79H2ZM7 78V79H8ZM99 78V77H98ZM126 78V77H125ZM232 78V77H231ZM236 78V77H235ZM256 79H258L259 78V76H257L256 75V77H255ZM1 79H0V96H2L3 94H4V88H6L4 85V83H3V81H1ZM44 79V78H43ZM94 79H95V77H94ZM111 79V78H110ZM109 79V80H110ZM146 79H147V77H146ZM145 79V80H146ZM165 79V78H164ZM181 79V78H180ZM195 79V78H194ZM200 79H201V77H200ZM210 79V78H209ZM237 79V78H236ZM6 80V79H5ZM45 80V79H44ZM99 80H101L100 78H99ZM138 80H140V79H138ZM143 80V79H142ZM176 80H179V79H176V78H172L171 76L170 77H166V81H167V83H169V85L168 84H166L167 86H170V84H171V86H173V88L172 89H174V86H177L178 84H176ZM9 82L11 81L10 79L8 80ZM15 81V80H14ZM122 81V80H121ZM125 81V80H124ZM148 81H146L147 83H148ZM179 81H181V80H179ZM178 81V82H179ZM195 81V80H194ZM203 81V80H202ZM213 81V80H212ZM214 81H215V79H214ZM217 81H219L218 79H217ZM237 81V80H236ZM235 80H234V82H236ZM257 81V80H256ZM259 81V80H258ZM6 82V81H5ZM8 82V83H9ZM143 82V81H142ZM163 82H164V80H163ZM177 82V83H178ZM197 82H200V81H198L197 80ZM206 82V81H205ZM220 82V81H219ZM218 82V83H219ZM223 82H225V81H223ZM262 82V81H261ZM13 83V82H12ZM11 82H10V84H12ZM103 83H104V80H103ZM109 83H111V82H109ZM141 83V82H140ZM157 83H159V82H157ZM166 83V82H165ZM194 83V82H193ZM221 83V82H220ZM227 83V82H226ZM232 83V82H231ZM254 83H255V81H254ZM258 83V82H257ZM4 84V85H3ZM9 84V85H10ZM21 84V83H20ZM112 84V83H111ZM111 84H108V80H107V82L105 83V84H103L104 85V88H105V90L106 89H108V91H110L111 92V94L113 93V95L115 94V88L117 87V86H115V84L114 85H111ZM161 84V83H160ZM163 85H165L164 83H162ZM161 84V85H162ZM206 84V83H205ZM205 84H203L204 86H205ZM210 84V83H209ZM216 84V83H215ZM248 84V83H247ZM8 85V84H7ZM14 85V83L12 84V85H10V86H13ZM16 86H17V83L15 84ZM103 85H101V86H103ZM159 85V84H158ZM162 85V86H163ZM165 85V86H166ZM203 85H202V87H203ZM207 85H208V83H207ZM220 85V84H219ZM225 85V84H224ZM264 85V84H263ZM10 86H8V87H10ZM96 86V85H95ZM125 86V85H124ZM144 86H146V84L144 85ZM157 86V85H156ZM160 86V85H159ZM159 86H157V88L159 87ZM170 86V87H171ZM201 85H199V87H200ZM217 86V85H216ZM215 86V87H216ZM241 86V85H240ZM243 86V85H242ZM256 86V85H255ZM259 86V85H258ZM99 87H100V85H99ZM148 87V86H147ZM179 87V86H178ZM182 87H179V88H182ZM198 87V86H197ZM209 87V86H208ZM225 87V86H224ZM245 87V86H244ZM248 87H250L249 85H248ZM42 88V87H41ZM143 88V87H142ZM152 88V87H151ZM150 88V89H151ZM159 88H163V87H159ZM194 88V87H193ZM210 88V87H209ZM212 88H213V86H212ZM216 88H218V87H216ZM264 88V87H263ZM15 89V88H14ZM13 89V91H15ZM40 89V90H39ZM100 89V88H99ZM131 89V88H130ZM132 89H133V87H132ZM153 89H154V87H153ZM178 89V88H177ZM184 89H181L180 91H179V89H178V92H183V90ZM187 89V90H186ZM190 89H192V88H190ZM207 89V88H206ZM243 89V88H242ZM247 89V88H246ZM10 90V89H9ZM36 90H38V91H36ZM96 90V89H95ZM118 90V89H117ZM124 90H125V88H124ZM145 90V89H144ZM144 90H143V92H144ZM160 91H161V89H159ZM167 90H171V89H167ZM175 90V93L176 94H178V92L176 91V88L174 89ZM229 90H232V89H229ZM264 90V89H263ZM263 90H261V91H263ZM17 91V90H16ZM18 91H19V89H18ZM120 91V90H119ZM123 91V90H122ZM155 92H156V94L154 95V96H156L157 95V91L156 90H154ZM192 91H194V90H192ZM191 91V92H192ZM198 91V90H197ZM249 91V90H248ZM9 92V91H8ZM11 92V91H10ZM61 92V91H60ZM80 92V91H79ZM79 92H78V94H79ZM142 92V93H143ZM150 92H152V91H150ZM162 92H164V91H162ZM161 92V93H162ZM205 92V91H204ZM228 92V91H227ZM233 92V91H232ZM13 93V92H12ZM20 93V92H19ZM81 93H83V92H81ZM96 93V92H95ZM94 93V94H95ZM106 93V92H105ZM126 93V92H125ZM141 93V94H142ZM149 93V92H148ZM161 93H159L158 92V94H161ZM174 93V92H173ZM199 93V92H198ZM207 93H208V91H207ZM261 93V92H260ZM259 93V94H260ZM26 94V95H27ZM77 94V93H76ZM75 94V95H76ZM117 94V93H116ZM130 94L132 95V92H130ZM141 94L140 95H136V96H141ZM182 94V93H181ZM214 94H216V93H214ZM22 95L24 96V94L22 93ZM25 95V96H26ZM40 95V94H39ZM39 95H38V97H39ZM82 95V94H81ZM100 95V94H99ZM110 95V94H109ZM112 95V96H113ZM185 95V94H184ZM221 95V94H220ZM11 96V95H10ZM20 96H21V93H20ZM36 96V95H35ZM59 96H61V95H59ZM78 96V95H77ZM93 96V95H92ZM96 96H97V94H96ZM95 96V97H96ZM104 96H106V94L105 95H103V97ZM136 96L135 97H133V98H136ZM145 96V98H146V96H147V94L146 95H144ZM151 96V95H150ZM149 96V97H150ZM180 96V95H179ZM181 96H183V95H181ZM180 96V97H181ZM13 97V96H12ZM17 97H18V99H21L22 98V96H21V98L19 97V95L18 96H16V100H18L17 99ZM80 97V96H79ZM85 96H82V99L83 100H85V98H84ZM94 97V98H95ZM102 97V101H101V103L100 104H102V102H104L103 100H104V98ZM111 97V96H110ZM178 97V96H177ZM215 97V96H214ZM259 97V96H258ZM261 97V96H260ZM97 98V97H96ZM117 98V97H116ZM140 98H142V97H140ZM139 98V99H140ZM153 98V97H152ZM181 98H184V97H181ZM219 98H220V96H219ZM75 99V98H74ZM73 99V100H74ZM81 99V100H82ZM107 99V98H106ZM110 99V98H109ZM108 99V100H109ZM130 99V98H129ZM138 99V98H137ZM147 99V98H146ZM253 99V98H252ZM39 100V99H38ZM42 100V99H41ZM47 100V99H46ZM71 100V99H70ZM76 100V99H75ZM119 100V99H118ZM161 100V99H160ZM159 100V101H160ZM165 100H167V99H165ZM174 100V99H173ZM180 100H183V99H180ZM179 100V101H180ZM192 100V99H191ZM199 100V99H198ZM212 100V99H211ZM214 100V99H213ZM218 100H221V99H218ZM218 100H216V98H215V101H218ZM224 100V99H223ZM87 101V100H86ZM93 101H95V100H93ZM93 101H90L88 104H90V103H92ZM97 101V100H96ZM94 102V103H96L97 104V102ZM99 101V100H98ZM106 101V100H105ZM114 101V100H113ZM138 101H141V100H138ZM158 101V102H159ZM227 101H229V100H227ZM255 101V100H254ZM14 102V101H13ZM15 102H17V101H15ZM46 102V101H45ZM72 102V101H71ZM108 101H106V103H107ZM127 102V101H126ZM125 102V103H126ZM147 102V101H146ZM176 102V101H175ZM194 102V101H193ZM231 102V101H230ZM230 102H228V103H230ZM98 103V104H99ZM138 103V102H137ZM154 103V102H153ZM157 103V102H156ZM155 103V104H156ZM161 103V102H160ZM170 103H172V101L170 102ZM190 103V102H189ZM200 103V102H199ZM211 103V102H210ZM221 103V102H220ZM223 103V102H222ZM17 104V103H16ZM20 104V103H19ZM66 104H68V103H66ZM117 104V103H116ZM116 104H115V106H116ZM122 104V103H121ZM129 104V103H128ZM141 104V103H140ZM147 103H145L144 104V106L146 105ZM151 104V103H150ZM149 104V105H150ZM165 104V103H164ZM180 103H178V105H179ZM181 104H183V103H181ZM187 104V103H186ZM194 104V103H193ZM213 104H217L216 102L215 103H213ZM223 104H225V103H223ZM92 105H93V103H92ZM106 105V104H105ZM110 105V104H109ZM124 105V104H123ZM134 105H136V104H134ZM152 105V104H151ZM163 105V104H162ZM170 105H172V104H170ZM199 105V104H198ZM197 105V106H198ZM206 105H208V104H206ZM219 105V104H218ZM77 106V105H76ZM94 106V105H93ZM95 106H97V105H95ZM99 106V105H98ZM98 106L97 107H95L96 108V110L98 109ZM101 106V105H100ZM113 106V105H112ZM130 106V105H129ZM166 106V105H165ZM175 106V105H174ZM209 106V105H208ZM217 106V105H216ZM220 106V105H219ZM46 107V106H45ZM88 107V106H87ZM90 107H92V106H89V108ZM102 107V106H101ZM100 107V108H101ZM105 107V106H104ZM108 107V106H107ZM117 107V106H116ZM126 107H128V106H126ZM158 107V106H157ZM168 108H170L169 106H167ZM179 107V106H178ZM185 107V106H184ZM203 107V106H202ZM210 107V106H209ZM213 107V106H212ZM221 107V106H220ZM225 107V106H224ZM228 107V106H227ZM226 107V108H227ZM94 108V109H95ZM110 108H111V106H110ZM140 108V107H139ZM141 108H143V107H141ZM160 108V107H159ZM158 108V109H159ZM186 108V107H185ZM219 108V107H218ZM217 108V109H218ZM225 108V109H226ZM255 108H258V107H255ZM254 108V109H255ZM259 108H261V106H259ZM19 109V108H18ZM112 109V108H111ZM119 109V108H118ZM132 109V108H131ZM146 109V108H145ZM144 109V110H145ZM149 109H152V108H149ZM157 109V110H158ZM172 109V108H171ZM171 109H169L168 111H170ZM179 109V108H178ZM220 109V108H219ZM218 109V110H219ZM230 109V108H229ZM254 109H253V111H254ZM59 110V109H58ZM57 110V111H58ZM61 110V109H60ZM90 110H91V108H90ZM102 110V109H101ZM161 110V109H160ZM215 110V109H214ZM224 110V109H223ZM227 110L228 109H226V112H227ZM257 109H255V111H256ZM261 110H263L262 108H261ZM47 111V110H46ZM63 111H64V109H63ZM67 111V110H66ZM69 111V110H68ZM93 111V110H92ZM92 111H90V112H92ZM129 111V110H128ZM168 111H167V116H168ZM184 111V110H183ZM198 111H199V109H198ZM216 112H217V110H215ZM219 111H221V109L219 110ZM229 111V110H228ZM259 111V110H258ZM98 114H96V116H95V118L94 117H92L93 119H87L81 126H80V134H78L77 136H80V139H81V142L80 143H77L78 144V147H77V149H75L74 151H72V152H69L70 150L69 149H64L63 148V151H62V149H60V150H54V148H55V146H57L58 144H56V143H49L50 141H48V139H43L44 141H43V145H42V148L44 149H42V151H40L39 150V152H42V154H41V156L39 155V158L37 157V156H35L34 155V148L33 149H28L27 151H23V149L20 147V144H19V142H17L16 140H15V137L14 138H11L12 137V135L14 134V133H12V135L11 136H9V134H11V133H9L7 136H9V138H4V139H6L5 140V142L3 141V146L1 145V143H2V141H1V143H0V145L2 146H0L1 148H0V216H2V217H6V216H10V217H13V216H15L16 215V220H17V215H19V217H20V219H21V217H22V220L24 219V221H22V220H19V217H18V224L20 225V227L19 226H17L18 224L16 223L17 221L14 219L13 220V222H15L16 224L14 225V224H10L11 226L13 225V226H15V227H10L12 230H14L15 232V235H16V237L14 236V238H16L15 240H17V242H16V252H20V253H22V256H20V260L18 261V264H25V263H28L29 264V261H31V260H33L34 259V257H35V259H37V257L38 256H40V253L43 251L44 253H47V254H49V256L50 255H55V257H57V256H59V255H63V257L69 252L70 253V250L72 249L71 247H72V245L74 246V244H71V241H73V236H74V233L73 232H75L74 230H73V232L71 231V224H68V223H66V216H68V215H70V214H68L69 213V211H70V209H71V207L73 206H75L74 204H80V203H82L86 198H89L91 195L93 196V194L92 193H94L93 191L95 190V188H94V190L92 191V190H90V188L92 187L93 188V186H95V187H97V186H103V185H105L106 186V184L107 183H104V181H108V180H116V182L119 180H122L123 178L125 179V178H127V177H125L123 174H121L120 173V170H119V167H117V166H120V165H117L116 166V164H115V161H100V160H98V161H94L95 163H93V164H91L90 162H88V161H84V160H82L83 158H82V156H80L79 154L80 153H83V150L85 149V145H86V142H85V139H86V137L90 134V132H91V124H92V120H93V122H94V119L100 124V130H99V132H100V135L101 136H106V138H107V136H109V137H112V136H115L117 133H119V131H122L121 130V128H123V127H120V125H117V124H119V123H117V124H115L114 123V125H115V127H112L113 128V131H107L106 130V128H105V126H103V121H102V117L99 115V112H100V110L98 109ZM136 112V111H135ZM142 112V111H141ZM144 112V111H143ZM164 112V111H163ZM171 112H172V110L169 112L170 114H171ZM176 112H178L177 110H176ZM189 112V111H188ZM214 112V111H213ZM230 112V111H229ZM262 112H264V110L262 111ZM69 113V112H68ZM88 113V112H87ZM104 113H106V112H104ZM130 113V112H129ZM145 113V112H144ZM184 113V112H183ZM182 113V114H183ZM211 113V112H210ZM228 113V112H227ZM232 113V112H231ZM18 114V113H17ZM22 114V113H21ZM56 114H58V113H56ZM92 114V113H91ZM101 114H102V112H101ZM132 114H135V113H132L131 112V115ZM152 114V113H151ZM166 114V113H165ZM206 114V113H205ZM208 114V113H207ZM214 114V113H213ZM216 114V113H215ZM229 114V113H228ZM7 115H9V117L8 118H6V120H11V121H13L12 120V118H10V117H12L13 116V114L10 116V114H7ZM62 115V114H61ZM61 115H59V116H61ZM64 115V114H63ZM94 115V114H93ZM106 115V114H105ZM121 115V114H120ZM125 115V114H124ZM139 115V114H138ZM148 115V114H147ZM199 115V114H198ZM65 116V115H64ZM87 116V115H86ZM108 116V115H107ZM106 116V117H107ZM137 116V115H136ZM135 116V117H136ZM140 117H141V115H139ZM145 116V115H144ZM154 116V115H153ZM170 116H172V115H170ZM176 116V115H175ZM180 116V115H179ZM202 116V115H201ZM216 116V115H215ZM247 116H249V114L247 115ZM253 116V115H252ZM259 117H257L256 119H258V122L260 123V124H262V129H264L263 128V126H264V117H263V115H258ZM67 117V116H66ZM110 117V116H109ZM108 117V118H109ZM123 117H126V116H123ZM135 117H133V119L135 118ZM149 117H151V115L149 116ZM148 117V118H149ZM156 118H158L157 117V115L155 116ZM183 117V116H182ZM193 117V116H192ZM196 117V116H195ZM204 117V116H203ZM17 118V117H16ZM128 118V117H127ZM132 118V117H131ZM139 118V117H138ZM145 118V117H144ZM147 118V117H146ZM152 118V117H151ZM155 118V119H156ZM162 118V117H161ZM160 118V119H161ZM178 118V117H177ZM177 118H176V120L175 121H178L177 120ZM191 118V117H190ZM194 118V117H193ZM202 118V117H201ZM211 118V117H210ZM247 118V117H246ZM251 118V117H250ZM253 118V117H252ZM56 119V118H55ZM105 119H107V118H105ZM123 119H125V118H123ZM130 119V118H129ZM136 119V121L138 120L137 119V117L135 118ZM153 119V118H152ZM172 119V118H171ZM182 119V118H181ZM198 119V118H197ZM217 119V118H216ZM230 119V118H229ZM228 118H227V120H229ZM255 119V120H256ZM5 120V119H4ZM19 119H17V121H18ZM25 120V119H24ZM66 120V119H65ZM68 120V119H67ZM78 120V119H77ZM84 120V119H83ZM116 120V119H115ZM141 120H142V118H141ZM150 120V119H149ZM157 120V119H156ZM173 120V119H172ZM188 120V119H187ZM196 120V119H195ZM194 120V121H195ZM249 120V119H248ZM254 120V119H253ZM253 120H252V122H253ZM11 121H9V122H11ZM75 121V120H74ZM74 121H73V123H74ZM95 121V122H96ZM117 121H118V119H117ZM120 121H121V118H120ZM123 121V120H122ZM127 121V120H126ZM135 121V122H136ZM146 121H148V120H146ZM145 121V122H146ZM158 121H159V119H158ZM157 121V122H158ZM163 121H165V120H163ZM181 121V120H180ZM180 121L178 122V123H180ZM192 121V120H191ZM212 121V120H211ZM257 121V120H256ZM19 122V121H18ZM18 122H16V123H14V125H12V126H15V124H17ZM68 123H69V121H67ZM78 122V121H77ZM132 122V121H131ZM157 122H155L154 121V123H153V121H152V123H148V124H150V126H148L147 128H149V131L151 132L149 135L150 136H148L147 138H149L150 137V139L151 138H153L154 139V137H157V140H159L158 139V136L160 135V134H164V133H161L160 132V129H162V128H160V129H158L157 127H155V126H158V124H157ZM189 122V121H188ZM197 122V121H196ZM199 122V121H198ZM216 122V121H215ZM12 123V122H11ZM64 123V122H63ZM108 123V122H107ZM106 123V124H107ZM128 123H129V121H128ZM140 123H142V121L140 122ZM160 123V122H159ZM164 123V122H163ZM177 123V122H176ZM187 123V122H186ZM186 123H184L185 125H186ZM190 123H192V122H190ZM245 123V122H244ZM247 123V122H246ZM249 123V122H248ZM94 124V123H93ZM93 124H92V127H93ZM111 125H112V123H110ZM122 124V123H121ZM127 124V123H126ZM130 124V123H129ZM133 123H131L130 125H132ZM138 124V123H137ZM143 124V123H142ZM165 124H166V122H165ZM209 124H211V123H209ZM208 124V125H209ZM243 124V123H242ZM68 125V124H67ZM75 125V124H74ZM123 125V124H122ZM121 125V126H122ZM134 125V124H133ZM132 125V126H133ZM147 125V124H146ZM163 125V124H162ZM172 125V127H173V125L174 124H171ZM177 125V124H176ZM178 125H180V124H178ZM188 126H189V124H187ZM195 125H196V123H195ZM213 125V124H212ZM218 125H220V123L218 124ZM217 125V126H218ZM251 125V124H250ZM249 125V126H250ZM18 126V125H17ZM24 126H26V125H24ZM98 126V125H97ZM138 126H143V125H138ZM161 126V125H160ZM188 126H187V128H188ZM198 126V125H197ZM216 126V125H215ZM241 126V125H240ZM243 126V125H242ZM248 126V125H247ZM248 126V127H249ZM254 126V125H253ZM7 127H10L9 126V124H8V126ZM29 127V126H28ZM96 127V126H95ZM99 127V126H98ZM166 127V126H165ZM164 127V128H165ZM181 127V126H180ZM194 127H196V126H194ZM206 127V126H205ZM208 127V126H207ZM212 127V126H211ZM219 127V126H218ZM217 127V128H218ZM222 126H220L219 128H221ZM245 127V126H244ZM257 127V126H256ZM30 128V127H29ZM75 128V127H74ZM140 128V127H139ZM147 128L145 127V129L147 130ZM179 128V127H178ZM177 128V129H178ZM187 128H185V129H187ZM202 128V127H201ZM218 128V129H219ZM255 128V127H254ZM260 128V127H259ZM259 128H257V129H259ZM7 130H8V128H6ZM10 129V128H9ZM22 129V128H21ZM58 129V128H57ZM76 129V128H75ZM124 129V128H123ZM126 129V128H125ZM167 129V128H166ZM173 129V128H172ZM199 128H197V129H195V130H198ZM213 129V128H212ZM239 129V128H238ZM241 129H242V127H241ZM253 129V128H252ZM71 130V129H70ZM127 130V129H126ZM142 130V129H141ZM176 130V129H175ZM179 130V129H178ZM15 130H13V132H14ZM68 131V130H67ZM73 131V130H72ZM78 131V130H77ZM143 131H145V130H143ZM185 131V130H184ZM189 131V130H188ZM206 131V130H205ZM260 131V130H259ZM8 132V131H7ZM9 132H11V131H9ZM93 132V131H92ZM146 132V131H145ZM171 132V131H170ZM172 132H173V130H172ZM198 132V131H197ZM207 132H208V130H207ZM224 132V131H223ZM223 132L221 131V133L223 134ZM245 131H243V133H244ZM249 132H251L250 130H249ZM16 133V132H15ZM19 133V132H18ZM27 133V132H26ZM36 133V132H35ZM73 133V132H72ZM71 133V134H72ZM147 133H149L148 131H147ZM168 133V132H167ZM189 135H190V133H193V132H187ZM196 133V132H195ZM239 133V132H238ZM238 133H236V134H238ZM241 134H242V132H240ZM259 133V132H258ZM20 134V133H19ZM28 134H31V133H28ZM27 134V135H28ZM129 133L127 132V135H128ZM175 134V133H174ZM180 134V133H179ZM198 134V133H197ZM201 134V133H200ZM208 134V133H207ZM210 134H211V132H210ZM216 134H218V133H216ZM235 134V135H236ZM244 134H246V133H244ZM244 134H242V135H244ZM249 134V133H248ZM253 134V133H252ZM15 135V134H14ZM24 135V134H23ZM32 135V134H31ZM73 135V134H72ZM75 135V134H74ZM98 134H96L95 135V137L97 136ZM231 135V134H230ZM229 135V136H230ZM251 135V134H250ZM17 136V135H16ZM30 136V135H29ZM45 136V135H44ZM48 136V135H47ZM91 136V135H90ZM93 136V138H94V135H92ZM121 136V135H120ZM124 136V135H123ZM129 136V135H128ZM137 136V135H136ZM141 136V135H140ZM183 135L181 134V137H182ZM191 136V135H190ZM196 136V135H195ZM209 136V135H208ZM248 137H249V135H247ZM256 136V135H255ZM20 137V136H19ZM28 137V136H27ZM33 137H34V135H33ZM71 137V136H70ZM125 137V136H124ZM138 138H139V136H137ZM144 137V136H143ZM187 137V136H186ZM193 137V136H192ZM201 137H202V134H201ZM204 137V136H203ZM207 137V136H206ZM213 137V136H212ZM214 137H217L218 138V136H214ZM221 137H222V135H221ZM240 137V136H239ZM247 137V138H248ZM253 137V136H252ZM251 137V138H252ZM18 138V137H17ZM24 138V137H23ZM44 138V137H43ZM46 138V137H45ZM75 138V137H74ZM176 138V137H175ZM183 138V137H182ZM181 138V139H182ZM208 138V137H207ZM210 138V137H209ZM250 138V139H251ZM21 139V138H20ZM29 139V138H28ZM73 139V138H72ZM71 139V140H72ZM108 139V138H107ZM111 139V138H110ZM133 139H134V137H133ZM132 139V140H133ZM140 139V138H139ZM180 139V138H179ZM178 139V141H180ZM201 139V138H200ZM204 139L206 140V138L204 137ZM213 139V138H212ZM227 139V138H226ZM245 139H246V137H245ZM254 139V138H253ZM252 139V140H253ZM31 140H33V139H31ZM30 140V141H31ZM49 140H52L51 138L49 139ZM91 141H92V139H90ZM89 140V141H90ZM97 141H98V143L102 140V138L100 139V141H99V139H96ZM130 140V139H129ZM135 140V139H134ZM141 140H142V138H141ZM144 140V139H143ZM154 140H156V138L154 139ZM163 140H165V139H163ZM187 140H189V139H187ZM204 140V141H205ZM218 140V139H217ZM223 140H225V138H223ZM222 140V141H223ZM237 140V139H236ZM236 140H234V139H232V140H230L235 146H237L238 145V143H237V141ZM243 140V138H241L240 139V141H242ZM256 140V139H255ZM261 140H263V139H261ZM25 141H27V140H25ZM53 141V140H52ZM88 141V142H89ZM103 141V140H102ZM120 141V140H119ZM122 141H123V139H122ZM171 141V140H170ZM183 141V140H182ZM190 141V140H189ZM197 141H198V139H197ZM246 141V140H245ZM244 141V142H245ZM247 141H249L248 139H247ZM246 141V142H247ZM257 141V140H256ZM21 142V141H20ZM34 142V141H33ZM58 142V141H57ZM71 142V141H70ZM73 142V141H72ZM75 142V141H74ZM79 142V141H78ZM93 142V141H92ZM95 142V141H94ZM93 142V143H94ZM112 142H113V140H112ZM114 142H115V140H114ZM114 142H113V144H114ZM149 142V141H148ZM148 142H146V139L142 142V147L141 148H144V149H140V151H137L136 153H134V147L132 148V146L135 144H131L130 142H127V143H125L124 145H122V143H120L122 146H124L123 148H125V150H127L128 151V153L125 155V154H123L122 152V154L123 155H125V156H129V157H127V159H126V157H124V156H121V161L123 162V161H130V162H133L135 159H137V160H141V163H140V166L138 167V164H137V171L139 172L138 174H139V177H137L139 180H140V178H141V180L143 181V184L145 183H147V182H149L150 184L151 183H155L156 184V182L158 181V178L159 177H163L164 178V180H167V182L168 181H176V174H174L175 172H173V171H176V170H173V168H172V164H170L169 162H166L165 160V158H159V154H157V156L155 155V152H157L158 151V149H156L157 151H153L152 149H153V147H152V149L150 148H147L146 146H147V143ZM166 142V141H165ZM173 142V141H172ZM192 142V141H191ZM194 142V141H193ZM199 142H200V140H199ZM203 142V141H202ZM201 142V143H202ZM207 142V141H206ZM213 142H215V141H213ZM217 142V141H216ZM218 142H219V140H218ZM217 142V143H218ZM91 143V142H90ZM92 143V144H93ZM102 143V142H101ZM104 143V142H103ZM139 143V142H138ZM153 143L154 142H152V144L151 145H153ZM163 144H164V142H162ZM162 143H160V144H162ZM178 143V142H177ZM183 143V142H182ZM186 142H184V144H185ZM230 143V142H229ZM241 143V142H240ZM243 143V142H242ZM249 143H251V142H249ZM24 144V143H23ZM68 144V143H67ZM88 144V143H87ZM108 144H110V143H108ZM117 144H118V142H117ZM136 144H137V142H136ZM141 144V143H140ZM139 144V145H140ZM149 144V143H148ZM156 144V143H155ZM159 144V145H160ZM170 144V143H169ZM180 144H181V141H180ZM183 144V145H184ZM188 144V143H187ZM220 144V143H219ZM231 144V143H230ZM256 144V143H255ZM255 144L254 145H251L250 147H249V149L247 150L248 152H253V149H257L254 153H255V156L254 157H251V155H249V160H248V162H246V164H244V166L242 165V163H241V165L243 166L242 168L244 169V170H241V169H239V166L238 167H233V165H234V162L233 161H231V156L229 157V159L228 158H225V160L223 159V158H220L221 160H224V163L222 164V166H221V168L219 169V168H217V169H215V170H217V171H212L211 173H209L208 175V178L206 177L205 179H206V183L208 184L207 186L209 187V185H213V186H216V188H215V191L217 192V193H219V194H213V193H209V191H207L208 192V194H206V195H208V197H204L205 198V203H204V209H203V211H202V209L200 210L199 209V207H198V209L201 211L200 213L202 214V212H203V214L202 215H196V218L195 219H188L187 221H193L195 224H196V227H195V229L194 230H196L197 231V234H199L198 233V230H199V232H200V234L202 235V236H204V235H206V236H204L205 237V240H206V242H207V248H208V253H206V257H204V254H205V252H204V254H201V255H199L198 257H191L190 256V258L188 259H186L185 257H186V255H185V257H183L182 258V260L178 263V264H219V261H217V259H218V256H219V253H220V251H221V247H220V245H219V241H218V239L217 238H212L211 236H209V234L210 233H208V228L207 227H209V226H211V224H212V222H210V219H212V215H213V210L215 209V208H217V207H219L220 205H222L224 202H225V204H226V206L229 208V209H231L232 208V210L233 209H239V207H237L236 205L233 207V201L234 202H236V200L237 201H240V200H242L243 199V201L245 202V206L247 205H249L250 203L248 202V197L250 196V194L252 193V192H254V191H260V190H262L263 189V178H262V176L264 175V152L259 148V147H256L255 146ZM262 144V143H261ZM94 146L95 145H98V144H96V142H95V144H93ZM92 145V146H93ZM138 145V144H137ZM136 145V146H137ZM139 145L137 146V148L139 147ZM158 145V144H157ZM167 145V144H166ZM174 145H175V143H174ZM177 145H179V144H177ZM182 145V144H181ZM193 145H195L196 146V144L194 143ZM198 145V144H197ZM203 145V144H202ZM212 145H214V144H212ZM228 145V144H227ZM226 145V146H227ZM232 145V144H231ZM234 145H233V148H234ZM264 145V144H263ZM33 146V145H32ZM31 146V144H30V148L32 147ZM35 146V145H34ZM40 146H41V144H40ZM59 146V145H58ZM61 146V145H60ZM101 146H102V148L104 147V144H101ZM116 147H117V145H115ZM114 146V147H115ZM120 146V145H119ZM121 146V147H122ZM161 146V145H160ZM160 146H158V148L160 147ZM185 146V145H184ZM189 146V145H188ZM187 146V147H188ZM215 146V145H214ZM219 146V145H218ZM217 146V147H218ZM222 146V145H221ZM243 146V145H242ZM241 146V147H242ZM259 146V145H258ZM23 147V146H22ZM106 147V146H105ZM113 147V146H112ZM113 147V149H115ZM156 147V146H155ZM154 147V148H155ZM173 148H176V147H174V146H172ZM198 147V146H197ZM200 147V146H199ZM204 147V149H205V147L206 146H203ZM208 147V146H207ZM227 147H229V146H227ZM252 147V148H251ZM262 147V146H261ZM28 148V147H27ZM59 148V147H58ZM99 148V147H98ZM123 148H121V151H123L124 149ZM132 148V149H131ZM137 148H136V150H137ZM161 148V147H160ZM184 148V147H183ZM191 149H190V153H184V149L182 150V151H180L179 153H177V155H180V160H179V163H180V165H181V168H184V169H181V171H185V170H187V171H190L191 170V168H193L194 167V162H189V159L190 160H192L193 158H194V153H196L197 154V152L198 151H196L195 152V150H196V148L194 147V146H192V147H190ZM212 148V147H211ZM223 148H225V147H223ZM230 148V147H229ZM232 148V147H231ZM236 148H238V147H236ZM245 148V147H244ZM263 148V147H262ZM41 149V148H40ZM57 149V148H56ZM104 149V148H103ZM112 149V148H111ZM120 149V148H119ZM118 149V150H119ZM139 149V148H138ZM198 149V148H197ZM201 149V148H200ZM207 149H209V148H207ZM217 149V148H216ZM247 149V148H246ZM65 150H68L67 152L65 151ZM109 150H110V148H109ZM155 150V149H154ZM211 150V149H210ZM213 150V149H212ZM224 150H226V149H224ZM234 150V149H233ZM236 150V149H235ZM239 150H242V149H240L239 148ZM243 150H245V149H243ZM250 150V151H249ZM172 151L174 152L175 150H173L172 149ZM223 150H221L220 152H222ZM229 151H231V153H232V150H229ZM228 151V154L230 153ZM85 152H87V151H85ZM120 152V151H119ZM162 152H163V150H162ZM161 151L159 152V153H162ZM171 152V151H170ZM189 152V151H188ZM199 152H200V150H199ZM225 152H227V151H224V154H225ZM241 152V151H240ZM240 152H238L239 154H240ZM248 152H246V153H248ZM35 153H36V151H35ZM38 153V152H37ZM94 153V152H93ZM126 153V152H125ZM164 153V152H163ZM176 153H174V155H176ZM235 153H237V152H235ZM234 153V154H235ZM84 154V153H83ZM219 154V153H218ZM223 154V155H224ZM227 154V153H226ZM227 154V155H228ZM243 154V153H242ZM85 155V154H84ZM117 155V154H116ZM119 155V154H118ZM176 155V156H177ZM188 155H190V158L188 157ZM245 155V154H244ZM92 156V155H91ZM110 156V155H109ZM165 156V155H164ZM235 156H236V154H235ZM242 156V155H241ZM41 157V158H40ZM107 157H108V153H107ZM110 157H112V154H111V156ZM167 157V156H166ZM196 157V156H195ZM225 157H227V156H225ZM85 158V157H84ZM97 158V157H96ZM129 158V159H128ZM175 158V157H174ZM177 158V157H176ZM240 157L238 156V159H239ZM242 158V157H241ZM243 158H245L244 156H243ZM86 159V158H85ZM89 159V158H88ZM194 159H197V157L196 158H194ZM220 159H218L217 161H219ZM234 159V158H233ZM236 159V158H235ZM237 159V160H238ZM93 160H95V159H93ZM117 160H118V158H117ZM167 160H169V159H167ZM175 160V159H174ZM173 160V161H174ZM202 160V159H201ZM204 160V159H203ZM212 160V159H211ZM230 160V161H229ZM119 161V160H118ZM177 161V160H176ZM194 161H196V160H194ZM205 161V160H204ZM204 161H203V163H204ZM208 161V160H207ZM214 161V160H213ZM241 161V160H240ZM178 162V161H177ZM219 162H221V161H219ZM244 162H245V160H244ZM134 163V162H133ZM133 163H132V165H133ZM139 163V162H138ZM171 163H172V161H171ZM212 163V162H211ZM236 163V162H235ZM131 164V163H130ZM176 164V163H175ZM199 164H201L202 165V163H199ZM207 164V163H206ZM216 164V163H215ZM219 164V163H218ZM204 165V164H203ZM208 165H209V167L211 166L209 163H208ZM130 166V165H129ZM196 166H197V163H196ZM195 166V167H196ZM205 166V165H204ZM212 166L214 167V165L212 164ZM111 167V168H110ZM220 167V166H219ZM123 168V167H122ZM172 168V169H171ZM177 168H179V167H177ZM197 169L198 168H196L195 169V171H197ZM210 169V168H209ZM214 169V168H213ZM124 170V169H123ZM134 170V169H133ZM199 170V169H198ZM200 170H202V175L204 174L203 173V170L204 169H200ZM129 171V170H128ZM205 171V170H204ZM125 172V171H124ZM130 172V171H129ZM191 172V173H190ZM190 172H188L187 174H192V171H190ZM126 173V172H125ZM133 173V172H132ZM127 174H129V173H126V175ZM178 175H179V173H177ZM206 175H207V172H206ZM189 176H191V175H189ZM189 176H187V177H189ZM197 176V175H196ZM196 176H194V179L196 180ZM117 177H120V178H118L117 179ZM182 177V176H181ZM187 177H186V179H187ZM192 177V176H191ZM204 177V176H203ZM179 178V177H178ZM183 178V177H182ZM190 178V177H189ZM189 178L187 179V181L189 180ZM184 179V178H183ZM192 179H193V177H192ZM191 179V180H192ZM199 179H202L201 177L199 178ZM114 180V181H115ZM163 180V181H164ZM131 181H132V179H131ZM147 181V182H146ZM193 181V180H192ZM110 182H112V181H110ZM166 182V183H167ZM184 182V181H183ZM194 182H196V181H194ZM136 183V182H135ZM186 183V182H185ZM189 183H190V181H189ZM192 183V182H191ZM162 184V183H161ZM176 183H173V185H175ZM187 184H188V182H187ZM108 185V184H107ZM159 185V184H158ZM140 186V185H139ZM156 186V185H155ZM154 186V187H155ZM161 186V185H160ZM213 186H212V188L211 189H213ZM108 187V186H107ZM141 187H143V186H141ZM172 187V186H171ZM178 187V186H177ZM195 188H196V186H194ZM203 187V186H202ZM91 188V189H92ZM111 188V187H110ZM159 188V187H158ZM161 188H163V186L161 187ZM170 188V187H169ZM191 188H193V187H191ZM155 188H153V190H154ZM178 189V188H177ZM110 190V189H109ZM174 190V189H173ZM192 190V189H191ZM193 190H195V189H193ZM199 190H200V187H199ZM92 191V192H91ZM129 191V190H128ZM137 191V190H136ZM142 191V190H141ZM140 191V192H141ZM148 191H150V192H154V191H151V190H148ZM156 191V190H155ZM163 191H164V189H163ZM225 191V193H226V197H225V199H222V200H220L221 198L219 197V196H221V194H222V192H224ZM99 192V191H98ZM106 192V191H105ZM109 193H110V191H108ZM108 192H107V194H108ZM123 192V191H122ZM150 192H147V193H150ZM157 192V191H156ZM179 192V191H178ZM195 191H193V193H194ZM200 192V191H199ZM203 192V191H202ZM204 192H206V191H204ZM59 194L61 197V199H62V202H65V204L66 205H64L65 207H61V206H59L58 204H56V202L55 201H53L52 199L55 197V194ZM100 193V192H99ZM128 193V192H127ZM145 193V192H144ZM181 193V192H180ZM264 193V192H263ZM117 194V193H116ZM141 194V193H140ZM190 194V193H189ZM198 194H200V193H198ZM97 195V194H96ZM124 195V194H123ZM151 195V194H150ZM155 195H156V193H155ZM191 195V194H190ZM201 195H202V193H201ZM200 195V196H201ZM98 196V195H97ZM102 196V195H101ZM117 196V195H116ZM120 196V195H119ZM118 196V197H119ZM122 196V195H121ZM129 196H131V195H129ZM137 196V195H136ZM142 196V195H141ZM140 196V197H141ZM182 196H184V195H182ZM185 196H187V195H185ZM192 196V195H191ZM199 196V197H200ZM203 196V195H202ZM225 196V195H224ZM228 196V197H227ZM255 196H257V195H255ZM261 196H263L262 195V193H261ZM128 197V196H127ZM135 197V196H134ZM133 197V198H134ZM139 197V198H140ZM143 197V196H142ZM132 198V197H131ZM151 198V197H150ZM189 198H190V196H189ZM203 198V197H202ZM60 199V200H61ZM123 199V198H122ZM137 199V198H136ZM142 199V198H141ZM145 199V198H144ZM187 199V198H186ZM194 199V198H193ZM96 200V199H95ZM98 200V199H97ZM110 200H112V198L110 199ZM128 200V199H127ZM133 200V199H132ZM146 200V199H145ZM184 200V199H183ZM190 200V199H189ZM195 200V199H194ZM194 200H192V201H194ZM197 200V199H196ZM251 200V199H250ZM261 200V199H260ZM57 202H58V200H56ZM124 201H126V200H124ZM131 201V200H130ZM134 201H136L137 202V200H134ZM222 201V202H221ZM252 201V200H251ZM254 201H256V200H254ZM55 202V203H54ZM61 202V203H62ZM112 202H114V201H112ZM122 202V201H121ZM140 202V201H139ZM149 202V201H148ZM253 202V201H252ZM264 202V201H263ZM97 203H98V201H97ZM100 203V202H99ZM115 203V202H114ZM114 203H113V205H114ZM131 203H132V201H131ZM147 203V202H146ZM255 203V202H254ZM258 203V202H257ZM120 204V203H119ZM128 204V203H127ZM133 204V203H132ZM131 204V205H132ZM195 204H196V202H195ZM199 204V203H198ZM225 204H223V205H225ZM259 204V203H258ZM100 205V204H99ZM123 205V204H122ZM185 205V204H184ZM183 205V206H184ZM90 206H92V203L90 204ZM94 206V205H93ZM121 206V205H120ZM126 206V205H125ZM139 206V205H138ZM154 206V205H153ZM152 206V207H153ZM182 206V207H183ZM190 206H191V204H190ZM261 206H263V205H261ZM76 207V206H75ZM82 207V206H81ZM99 207V206H98ZM114 207H115V205H114ZM114 207H113V209H114ZM116 207H117V205H116ZM137 207V206H136ZM250 207V206H249ZM77 208V207H76ZM80 208V207H79ZM78 208V209H79ZM96 208V207H95ZM104 208V207H103ZM123 208V207H122ZM144 208V207H143ZM156 208V207H155ZM186 208V207H185ZM188 208H189V206H188ZM188 208H186V210L188 209ZM221 208V207H220ZM75 209V208H74ZM92 209V208H91ZM198 209L196 210V211H198ZM38 210H43V211H45L46 212V214H43L44 216L45 215H47V217H48V221H46V219L43 217V216H40L39 215V212H38ZM123 210V209H122ZM131 210V209H130ZM136 210V209H135ZM148 210V209H147ZM195 210V209H194ZM221 210V209H220ZM258 210V209H257ZM256 210V211H257ZM262 210V209H261ZM76 212H77V210H75ZM115 211V210H114ZM125 211H126V209H125ZM124 211V212H125ZM127 211H128V209H127ZM139 211V210H138ZM150 211V210H149ZM182 211V210H181ZM223 211V210H222ZM231 211V210H230ZM242 211V210H241ZM251 211V210H250ZM259 211V210H258ZM71 212V211H70ZM80 212V211H79ZM116 212V211H115ZM243 212H245V211H243ZM44 213V212H43ZM104 213V212H103ZM143 213H146V212H143ZM158 214H159V212H157ZM162 213V212H161ZM199 213V212H198ZM242 213V212H241ZM41 214H42V212H41ZM68 214V215H67ZM74 214V213H73ZM78 214V213H77ZM77 214H75V216L77 215ZM163 214V213H162ZM177 214V213H176ZM181 214H182V212H181ZM191 214H192V212H191ZM195 214V213H194ZM197 214V213H196ZM216 214L217 213H215V215L214 216H216ZM222 214V213H221ZM231 214H233V213H231ZM87 215H88V213H87ZM92 214H90V216H91ZM95 215V214H94ZM107 215V214H106ZM123 215V214H122ZM147 215V214H146ZM159 215H161V214H159ZM164 215V214H163ZM258 215H260V214H258ZM38 216H40L43 220H44V222H43V224H42V219L40 220L39 218H38ZM73 216V215H72ZM71 216V217H72ZM98 216H99V214H98ZM98 216H97V218H98ZM134 216V215H133ZM223 216V215H222ZM234 216V215H233ZM242 216V215H241ZM244 216V215H243ZM255 216V215H254ZM261 216V215H260ZM8 217H6V221L8 222V220L11 222V219L12 218H9L8 219ZM46 217V216H45ZM92 217V216H91ZM107 217V216H106ZM122 217H124V216H122ZM146 217V216H145ZM238 217V216H237ZM239 217H240V215H239ZM262 217V216H261ZM74 218V217H73ZM96 218V219H97ZM132 218V217H131ZM135 218H137L136 216H135ZM143 218V217H142ZM158 218H159V220L162 222V219L164 218H160L159 216H158ZM179 218V217H178ZM177 218V220H179ZM181 218V217H180ZM222 219H223V217H221ZM232 218V217H231ZM243 218V217H242ZM2 219H4V218H1L0 217V221L2 222L3 220ZM71 219V218H70ZM168 219V218H167ZM216 219H218L217 217H216ZM216 219L214 218V220L216 221ZM39 220H40V223L44 226V224H45V221H46V223H48V224H45V227H43L42 228V226L41 225H39ZM92 220H93V218H92ZM103 220V219H102ZM150 220V219H149ZM155 220H157V219H155ZM154 220V221H155ZM181 220V219H180ZM213 220V219H212ZM219 220V219H218ZM80 221V220H79ZM83 221V220H82ZM104 221V220H103ZM127 217H125L124 219H121L120 218V220H119V225H116V224H113L114 225V228H117L119 231H124V232H126L128 229H130L129 228V226L131 225V223H130V225L129 226H127L128 224H127ZM138 221H140V220H138ZM147 221V220H146ZM186 221V220H185ZM264 221V220H263ZM13 222H11V223H13ZM22 222V223H21ZM220 222V221H219ZM242 222V221H241ZM240 222V223H241ZM258 222V221H257ZM101 223V222H100ZM114 223V222H113ZM137 223V222H136ZM182 223V222H181ZM180 223V224H181ZM185 223H187V222H185ZM255 223H256V221H255ZM258 223H260V222H258ZM85 224V223H84ZM102 224V223H101ZM112 224V223H111ZM153 224V223H152ZM161 224H163V223H161ZM167 224H168V222H167ZM182 224H184V223H182ZM194 224V225H195ZM222 224V223H221ZM241 224H243V223H241ZM3 224L1 223L0 224V226H2ZM72 225H74L75 226V224H72ZM81 225H83V223L81 224ZM97 225V224H96ZM116 225V226H115ZM156 225H157V222H156ZM179 225V224H178ZM216 225H218V224H216ZM6 226V225H5ZM77 226L78 225H76V228H77ZM89 226V225H88ZM91 226V225H90ZM104 226V225H103ZM134 226V225H133ZM161 226V225H160ZM165 226H167V225H165ZM174 226V225H173ZM176 226H177V224H176ZM183 226V225H182ZM257 226V225H256ZM16 227H18V228H16ZM95 226H93V228H94ZM97 227V226H96ZM154 227H156V226H154ZM187 227V226H186ZM193 227L194 226H192V228L191 229H193ZM9 228V227H8ZM83 228V227H82ZM133 228V227H132ZM164 228V227H163ZM167 228V227H166ZM190 228V227H189ZM220 229H221V227H219ZM244 228V227H243ZM84 229V228H83ZM90 229V228H89ZM88 229V230H89ZM92 229V228H91ZM97 229V228H96ZM102 230H101V232L103 231V228H101ZM171 229H172V227H171ZM177 229V228H176ZM198 229V230H197ZM238 229V228H237ZM1 230V229H0ZM95 230V229H94ZM117 230V231H118ZM133 230H134V228H133ZM168 230H170V229H168ZM178 230V229H177ZM190 230V229H189ZM194 230H192V231H194ZM215 230V229H214ZM217 230V229H216ZM83 231V230H82ZM148 231V230H147ZM157 230H155V232H156ZM191 231V230H190ZM190 231H188L189 233H191ZM257 231V230H256ZM255 231V232H256ZM78 232V231H77ZM79 232H80V230H79ZM86 232H87V229H86ZM135 232H136V230H135ZM162 232V231H161ZM183 232V231H182ZM217 232V231H216ZM4 233V232H3ZM99 233V232H98ZM149 233H150V231H149ZM152 233V232H151ZM165 233V232H164ZM175 233V232H174ZM9 234V233H8ZM94 234V233H93ZM96 234V233H95ZM126 234V233H125ZM185 234V233H184ZM212 234H213V231H212ZM81 235V234H80ZM127 235V234H126ZM149 235H151V234H149ZM193 235V234H192ZM245 235V234H244ZM89 236V235H88ZM91 236V235H90ZM93 236V235H92ZM97 236V235H96ZM101 236V235H100ZM99 236V237H100ZM130 236V235H129ZM128 236V237H129ZM146 236H148L147 234H146ZM193 236H195V233H194V235ZM236 236V235H235ZM95 237V236H94ZM121 237V236H120ZM171 237H174V236H171ZM232 237V236H231ZM76 238V237H75ZM122 238V237H121ZM186 238V237H185ZM189 238V237H188ZM195 238V237H194ZM233 238H235L234 236H233ZM232 238V239H233ZM245 238V237H244ZM38 239V241L37 242H34V241H36ZM93 239V238H92ZM178 239V238H177ZM190 239V238H189ZM200 239V238H199ZM8 240V239H7ZM7 240H5V238H4V236H1L0 235V264H15V262H13V260H15V259H13V260H11V257H12V255L13 256H15L16 255V253H15V255H14V252H13V250H8V248L10 247V239L7 241ZM77 240V239H76ZM80 240V239H79ZM96 240V239H95ZM106 240H108V237L107 236H105V238H104V241H106ZM122 240H123V238H122ZM179 240V239H178ZM191 240V239H190ZM9 242V243H7V242ZM11 241H13V240H11ZM74 241H75V239H74ZM78 241V240H77ZM93 241V240H92ZM199 241V240H198ZM203 241V240H202ZM14 242V241H13ZM89 242V241H88ZM123 242V241H122ZM121 242V243H122ZM146 242V241H145ZM164 242H165V240H164ZM177 242V241H176ZM187 242V241H186ZM201 242V241H200ZM237 242H239V241H237ZM263 242H264V238H263ZM74 243V242H73ZM103 243V242H102ZM178 243V242H177ZM177 243H175V244H177ZM191 243V242H190ZM79 244H81L80 242H79ZM179 244V243H178ZM227 244V243H226ZM167 245H168V243H167ZM196 245H198V243L196 244ZM242 245V244H241ZM247 245V244H246ZM76 246H77V244H76ZM100 246V245H99ZM114 246V245H113ZM171 246V245H170ZM187 246V245H186ZM127 247H128V245H127ZM130 247V246H129ZM177 247V246H176ZM175 247V248H176ZM181 247V246H180ZM90 248H92V247H90ZM102 248V247H101ZM171 248V247H170ZM191 248V247H190ZM260 248L261 249H263L264 250V245H261L260 246ZM117 249H119L118 247L116 248V250ZM125 249V248H124ZM177 249H178V247H177ZM181 249V248H180ZM223 249V248H222ZM237 249H238V247H237ZM84 250V249H83ZM95 250V249H94ZM98 250V249H97ZM97 250H96V252H97ZM99 250H101L100 248H99ZM182 250V249H181ZM184 250V249H183ZM246 250V249H245ZM248 250V249H247ZM72 251V250H71ZM78 251H81V250H77L76 252L78 253ZM91 251V250H90ZM89 251V252H90ZM113 251V250H112ZM119 251V250H118ZM126 251V250H125ZM129 251H130V249H129ZM43 252L41 253V254H43ZM110 251H108V253H109ZM119 252H122V251H119ZM195 253H196V251H194ZM238 252V251H237ZM237 252H236V254H237ZM243 252L244 251H242V254H243ZM68 253V254H69ZM75 253V252H74ZM101 253V252H100ZM99 253V254H100ZM124 253V252H123ZM130 253V252H129ZM147 253V252H146ZM145 253V254H146ZM171 253V252H170ZM182 253V252H181ZM185 253H187V252H185ZM249 253V252H248ZM251 253V252H250ZM260 253V252H259ZM71 254H72V252H71ZM85 254V253H84ZM161 254V253H160ZM165 254V253H164ZM244 254H246V252L244 253ZM252 254H254V253H252ZM21 255V254H20ZM57 255V256H56ZM74 255V254H73ZM72 255V256H73ZM97 255V254H96ZM112 255H113V257H112V259H111V262L113 263V264H129L128 263V256H129V254H128V256L127 255H124V254H120V253H117L116 251H113L112 252ZM137 255V254H136ZM149 255V254H148ZM155 255H157V254H155ZM159 255V254H158ZM157 255V256H158ZM188 255V254H187ZM251 255V254H250ZM259 255V254H258ZM257 255V256H258ZM17 256V255H16ZM44 256V255H43ZM43 256L41 255V258H43ZM71 256V257H72ZM79 256V255H78ZM146 256V255H145ZM227 256V255H226ZM231 256V255H230ZM70 257V256H69ZM68 257V258H69ZM101 257V256H100ZM134 257V256H133ZM168 257H170L169 256V253H168ZM167 257V258H168ZM188 257V256H187ZM225 257V256H224ZM241 257V256H240ZM52 258V257H51ZM60 258V257H59ZM66 258V260H67V257H65ZM78 258V257H77ZM99 258V257H98ZM145 258V257H144ZM235 258V257H234ZM38 259H40V257H38ZM46 259V258H45ZM71 259H73V257L71 258ZM81 259V258H80ZM131 259V258H130ZM129 259V260H130ZM133 259V258H132ZM165 259V258H164ZM169 259V258H168ZM170 259H173V257L171 256V258ZM224 259V258H223ZM236 259V258H235ZM260 259V258H259ZM43 260V259H42ZM75 260H78V259H75ZM82 260V259H81ZM84 260H85V258H84ZM226 260V259H225ZM251 260V259H250ZM255 260V259H254ZM34 261V260H33ZM36 261V260H35ZM51 261V260H50ZM71 261V260H70ZM133 261V260H132ZM164 261V260H163ZM167 261V260H166ZM165 261V262H166ZM173 261V260H172ZM175 261V260H174ZM242 261V260H241ZM253 261V260H252ZM37 262V261H36ZM41 262V261H40ZM78 262V261H77ZM76 262V263H77ZM80 262V261H79ZM151 262V261H150ZM171 262V261H170ZM236 262V261H235ZM243 262V261H242ZM255 262H256V260H255ZM51 263V262H50ZM85 263V262H84ZM145 263V262H144ZM244 263V262H243ZM251 263V262H250ZM30 264H34V262H32L31 261V263ZM39 264V263H38ZM57 264V263H56ZM72 264V263H71ZM78 264V263H77ZM80 264V263H79ZM90 264V263H89ZM134 264V263H133ZM135 264H136V262H135ZM138 264V263H137ZM152 264V263H151ZM165 264V263H164ZM248 264V263H247ZM255 264V263H254Z\"/></svg>", "mask_w": 264, "mask_h": 264}]
</instances>
